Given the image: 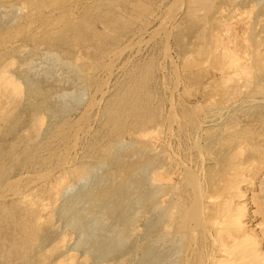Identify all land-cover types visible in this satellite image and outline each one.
Instances as JSON below:
<instances>
[{"label":"rangeland","instance_id":"374dc122","mask_svg":"<svg viewBox=\"0 0 264 264\" xmlns=\"http://www.w3.org/2000/svg\"><path fill=\"white\" fill-rule=\"evenodd\" d=\"M198 1L200 2L198 3ZM201 1H202V4H201ZM209 1L210 3L204 4V2L207 3V0H189V1L188 0H0V31H3V32H0V71L1 72L3 70L6 71V72L3 71L4 74L3 73L1 74L0 72V128L2 129V130L0 129V131L1 133H4L3 131H8V132H5L4 134L0 133V143L2 142L0 144V146L2 145L0 149H3V150H0V189L2 190V191L0 190L2 192V193L0 192L1 193L0 194V244H2L0 245L1 246L0 247V258H1L0 264H10L9 262H12V264H24L25 262H28L29 264H48V263L49 264H60V263L64 264L63 262H65V264L67 263L71 264L70 262H73V264H82V263L83 264H103V263L104 264H123L124 261H125L124 264H141V263L142 264L143 263L152 264L153 262H154L153 264H155L154 258L156 260V264H161L160 262H162V264H174L175 262H176L175 264H179V263L181 264L182 260H183L182 264H184L185 259L188 258L189 256L188 249H190V246L194 244V242L202 234L199 231L200 228L199 230L196 228L197 231H195L196 229L193 231L192 229L189 230V228L188 230L186 228L182 229L177 226L178 224L174 226L179 221V217H180L179 211L182 210L184 207L190 208L189 204H190L191 198L187 191V188L189 187L188 182L190 178V177H187V175L190 172L189 171L190 169L192 171L191 173H193L191 174V176L194 175V177L196 176L195 178L197 179L198 175H200V177L198 178L200 181H198V179L197 181L200 183V185H203L200 187L201 193H202V200H201L202 204L201 205H203L204 212L206 215V221L209 224L211 233L216 231V229L218 228L220 229L225 228L227 219L229 216V212L234 213L235 211H237L236 210L237 208L239 209L238 205L244 204L243 207L246 208V209L243 208V210L245 209V211H242L244 231H238V234L239 236H241L246 233L245 235L248 236L249 238L253 236L250 239L255 240L257 242V249L259 250V252L264 253L263 251L264 250V175H263L264 174V157H263L264 156V140H263L264 129H262V127H264V125H262L264 124L263 123L264 121L263 119L264 118V106H263L264 105V101H263L264 100V92H263L264 91V85H263L264 84V63H263L264 58H262L264 57L263 55L264 54L263 53L264 51V45H263L264 44V39H263L264 38V34H263L264 33V27H263L264 25V15H263L264 14L263 13L264 12V9H263L264 0H250V1L249 0H233L232 2L231 0L230 1L226 0V2L224 0L225 3L222 2V0H215V1L208 0V2ZM217 1H219L220 3ZM258 1H260L261 3H259ZM233 2L235 4L239 3L238 6L235 5ZM213 3L217 5L215 6ZM190 4L192 5V7H194V10H195L194 12L192 11L189 12L190 9H192L191 6H188ZM210 4L211 5L213 4L214 7L216 8H213L212 7L213 5L211 6ZM199 5H201L202 7H200ZM207 5L211 6L210 8L211 10L209 9L210 6L208 7ZM234 5L235 7H233ZM256 6L258 8H256ZM179 7L181 9L177 10L179 9ZM219 8L221 9V13H219L220 11ZM204 9L205 10L207 9V11H205ZM256 9L259 11H257ZM186 10H189V11L186 12ZM216 10H219V11H216ZM196 11H198V13ZM204 11L207 12V15L208 14H211V15H208L209 17H207V21L204 20L203 22H201L199 20V22H201L199 23L198 22V19H200L199 17L200 16L203 17V15L206 14ZM211 12L213 13V15ZM244 12L246 16L244 15ZM191 13H194V14H191ZM222 13H225L226 15ZM214 14L215 15L217 14L218 16L222 14L221 16L223 18L221 19L217 15L215 17ZM184 15L186 17H184ZM210 16H211V20L208 19L210 18ZM183 20H186V21H183ZM232 20H233L234 26L232 24L229 25L228 31H225L224 29L225 26L223 24L225 22H227V24L228 23L230 24L232 23ZM254 22L256 23V25L254 24ZM197 24H202V25L197 26ZM205 24L208 25V28H206L207 26ZM188 26H191V28ZM254 26L256 27L252 28ZM248 27H249V30H248ZM262 29L263 31H261ZM204 30L206 32L208 30V32L210 33L207 32L208 34H206ZM256 30L258 33L256 32ZM249 33L250 34L252 33V34L250 35ZM194 34L196 37L194 36ZM218 34H219L218 38L220 37L219 39L217 38ZM245 34H246V37L243 36ZM248 35L250 38L248 37ZM199 37L201 40H199ZM231 37H233V39ZM213 38L214 40H212ZM192 39L195 40V41L193 40L194 43L197 40H199V42L198 43L196 42V44H194ZM216 40H219V42L221 41V43H219ZM244 41L247 44L249 43L248 44L249 46L246 44L248 47L245 45ZM242 42L244 44H242ZM216 43H217V46H215ZM192 44L194 46H192ZM190 46H191V50L189 48ZM233 46L235 48H233ZM193 47H195L196 49ZM228 49H230L229 50L230 52L228 51L230 54L231 52L232 53L235 52L234 55L233 54L231 55L232 57L234 56V59H236L235 56H238L237 59H239L242 55V57L240 58V62L239 60L236 59V61H238V65H240L239 67H235V66L231 67V65H228L227 63L225 64V62H223V56L225 55ZM254 49H256L257 51ZM250 50L251 52H249ZM245 54H246V60H244ZM254 57L256 59H254ZM258 57H260V59ZM12 60L15 62H13ZM56 62H58V64H60V66L62 67H60ZM256 62L258 64L262 63L263 66H261L260 68L258 64H256ZM172 63L173 65H171ZM245 63H247L246 66H245ZM54 64L56 68H54ZM160 65H161V69H160ZM22 66H24L25 68H22ZM224 67L225 68L228 67V68L224 69ZM246 67L249 70H246L247 69ZM34 68H35V72L34 71L31 72V70H34ZM241 68L243 70L245 69L246 72L245 71L241 72L242 70L239 71V69ZM14 69H16L17 71L16 70L14 71ZM251 69L255 71L256 73L251 71ZM258 72L261 75L260 78H259ZM237 73L240 75H237ZM231 74L233 75V77ZM251 74H253L254 77H252L253 75L251 76ZM236 75L239 76L238 79L241 80L240 82L239 80H236L237 79ZM175 76H177V78ZM11 78H14V79H11ZM243 79L244 81H242ZM7 80H9L10 82H8ZM220 80L224 82L222 83L220 82ZM231 80L232 82H230ZM226 81L227 83H225ZM236 81H237V84H236ZM255 81L260 84L255 83ZM245 82L247 85L245 84ZM228 83L229 85H227ZM177 84L179 85L177 86ZM251 84H252V88H251ZM35 86L37 90L34 88ZM29 88H31L32 91ZM229 88H231L232 90ZM234 88H237V89L234 90ZM261 89L263 90L261 91ZM227 90H229L228 93L226 92ZM39 91H42V93ZM35 92L37 93V95H35ZM29 93H31V95ZM254 93H258L259 95L257 94L255 96ZM49 94H51L52 96ZM170 94H172L173 96ZM249 95H252L251 96L252 98L249 97ZM169 96H172L173 99L172 97H169ZM42 99L43 100L47 99V101L43 102ZM250 99L251 101H249ZM255 100L256 101L258 100V101L255 102ZM32 101H34L35 103ZM252 101H254L255 104H253L254 102ZM38 102H40L42 107L37 106L39 104ZM250 102H252V104H250ZM137 104L140 105L142 109H143V106L145 105L144 109L146 111H144V109L142 110L141 108H140L141 110L136 109L140 107ZM170 104L174 106L175 109L171 107ZM239 104H241L242 106H240ZM251 105L253 106L259 105L255 107L256 109L252 108V110H254L253 116H251L252 111L250 110L251 108H249V107H253ZM46 106H47V109L45 108ZM132 106H135V107H132ZM238 106L240 107V109ZM36 107H38L39 110L41 108V112L38 110L40 113L35 111V109L37 110ZM246 107L247 109L249 108L247 113H245L247 111ZM169 108H171V111ZM228 109L229 111H227ZM236 109L238 110V112ZM242 109H244V111ZM261 109L263 111H261ZM48 110H51L52 112L48 113L49 112ZM173 110L176 112L174 113ZM230 110L232 111V114L234 116L231 114ZM145 112H147L146 113L147 115L145 114ZM170 112L177 114V115L171 114ZM42 113L48 114V118H47V115H42ZM142 113L145 114V116H148V115L152 116V114L158 115V118H152L150 116H148L147 118V117H144ZM169 113L172 115V117H170L171 120L172 119L174 120V122L172 120V122L174 123L172 127H171L172 123H170L171 120L168 123V117L171 116ZM211 113L213 116L211 115ZM227 113L229 115H227L226 117ZM52 114H54V116ZM139 114H141V116ZM217 114L219 115V117ZM138 116L139 118H137ZM173 116L175 117L177 116L178 118L177 117L173 118ZM232 116H233V119H231ZM246 116L248 117L247 119H246ZM11 117L12 119H10ZM153 117H156V116H153ZM223 117L227 118L228 120L223 119ZM251 118L253 119L251 120ZM141 119L142 120L147 119V120L142 121ZM148 119H151V120H148ZM177 119L182 121V123L179 120L178 122ZM18 120L20 121L22 127L19 125ZM141 121H142L141 126L144 124L145 127L144 125L142 127L145 129H142V127L138 125L137 122H139L140 124ZM144 121L146 122L144 123ZM147 122L149 123L151 122V123L150 124L148 123V126L146 127ZM194 124L195 126L193 127ZM197 124H201L200 128H199V125ZM49 126L50 128L48 129ZM259 127L262 129V131ZM169 128L171 130H169ZM244 128L246 129L249 128L247 129L249 133L248 132L246 133L245 131L247 130ZM158 129H160V131ZM211 129H213L212 131L214 132H212ZM175 130H177V132ZM14 131L16 133H14ZM259 131H261V133ZM168 132L169 133L172 132V133L169 134ZM236 132L239 135H237ZM11 133H13V135ZM215 133H217L218 135L217 137L216 135H213ZM256 133L259 135H257ZM202 134H204V136ZM261 136L262 138H259ZM195 137L199 140H197ZM209 137L212 139V141ZM34 138H36V141ZM215 138H217L216 141H215ZM219 138L221 139L219 140ZM195 139L197 140L196 142H195ZM180 140L181 142L179 143ZM213 140L215 142L214 144H211L213 143ZM152 141L154 144L152 143ZM237 141L239 142L238 144H236ZM142 142H144L145 144L143 143L142 145ZM197 142H198V145L196 144ZM208 142L210 143L209 144L210 146L213 145L212 148L209 147V145H207ZM169 143H171L170 147H169ZM123 144H125V146ZM195 145L196 147H194ZM121 146L123 147L121 148ZM143 146L145 149L143 148ZM230 146L232 147L231 149H230ZM222 147H224L226 150H224V148ZM115 149L117 150L119 149V150L116 152ZM217 149L219 150L216 151ZM182 151L184 152L182 153ZM27 152H28V155H27ZM140 152H142L143 154L142 153L140 154ZM221 152L222 154L228 152V154H225L226 155L225 157L224 155L221 154ZM108 153L110 154L108 155ZM157 153L159 154V156L156 158L154 156H156ZM163 155L165 156V158ZM219 155L221 156V158H219L220 157ZM181 156L184 158H182ZM144 157L146 159V161L144 159L145 164L142 162V158ZM178 157H180V161ZM214 157L215 158L217 157V160L214 159ZM162 158H164V161ZM184 159L186 160V162H184L185 161ZM191 159H193V161ZM16 161H18L19 163ZM111 161H112V164L110 163ZM137 161L138 162L140 161V163H138ZM135 162H136V165H134ZM141 162L144 165L141 164ZM210 162H212L213 164ZM192 163L195 165L193 166ZM138 164H140L141 166H139ZM201 164L203 167L201 166ZM181 165L187 167V168L184 167V169L186 168L185 169L186 171L184 170L185 172H183V167ZM210 165H212L214 169L211 168ZM219 165L220 166L222 165L221 166L222 168L221 167L219 168L218 167ZM118 166L119 168H117ZM134 166H137L138 169L141 170V172L136 171L138 169ZM13 167H14V170H13ZM16 167H21V168H18L19 170L18 171ZM189 167L190 169H188ZM132 168L133 170H135V172L132 170ZM207 169H211L214 171H210ZM198 170H199V173H198ZM113 171L115 172L117 171L116 176H115V173H113ZM118 172H120V175ZM130 172L132 173V176L130 175ZM156 172H158L157 175H156ZM160 174L163 176L164 178L163 180H158L157 177ZM185 174H187L186 177L188 179H186ZM134 175L137 176L138 181L135 177H133ZM145 175H147L146 178H145ZM149 175L155 178L152 180L153 177ZM139 176L140 178H138ZM168 176L170 178H168ZM188 176H190V173ZM246 177H249V178H246ZM166 178L167 180L169 179L171 183L169 180L166 181ZM171 178L173 180H171ZM106 179L108 183H110L108 186H107L108 183L106 184L107 182ZM139 179H140V183H139ZM148 179H150L152 182ZM12 180L13 181L16 180L15 182L17 183L14 182L15 183L14 184ZM132 180H135L137 182L132 181ZM119 181H121L124 184H122L121 182H120L121 184L118 183ZM148 181L150 185L148 184ZM7 182H8V186L6 185ZM126 182H128L129 185L132 184L131 186L134 185L135 188L129 185H128L129 188L127 186H124L126 185ZM93 183H94V186H93ZM96 183H97V186L95 185ZM111 183L113 184V186L111 185ZM180 183L182 186L180 185ZM152 184H153V187H150ZM160 184H162L161 186L163 188L165 187L163 189V191L165 192L162 191L161 193H158L159 191L156 190V188L158 189V187H160ZM4 185H6V187ZM140 186H142V190L140 189ZM99 187L103 189H99ZM106 188H108L110 191L107 190ZM169 188L170 190L167 191V189ZM87 189H88V192L86 191ZM90 189L92 190V193L94 194L91 193ZM125 189L126 190L129 189L130 191L128 190L127 192L128 193L130 192V193L128 194L127 192L124 191L125 192L124 194L123 190ZM134 189L136 192L134 191ZM146 189H149V190H146ZM137 190H139V192ZM237 190L242 193L241 196H240L241 193H239ZM95 191L97 192L99 196H101V198L99 199V203H96L98 202V200L96 201L91 200L92 196L90 195H95L96 194ZM106 191L108 193H106ZM113 191L117 193L111 195V193H114ZM146 191H147V194L144 195ZM132 192H134V195H132L133 194ZM179 192L180 194H178ZM119 193L121 194L123 193L125 196L122 194L121 198H115L116 199L115 200L114 197L116 195L117 197H120ZM140 193H142L143 197L144 196L145 197L142 198ZM148 193H151V194H148ZM154 193L156 195V198L155 196H153L154 198L151 197ZM127 194L128 196L131 194L130 196L132 197V200H133L132 202H131V199H128L131 197L130 196L128 197ZM138 194L140 196L139 199H141L142 201L144 200L146 203L136 198ZM157 194H159L158 195L159 198L157 197ZM105 195H107V197H109L110 199L109 198L107 199ZM109 195L112 196V198ZM77 196L78 197L80 196V199ZM103 196H105L107 201L104 200ZM123 196L127 197L125 198V200L128 199V201L130 200L131 203L128 202L127 200L125 202ZM168 196L169 198L170 197L171 198L169 199ZM135 198L139 201L136 202ZM81 199L82 201H80ZM171 199L172 201L170 202L169 200ZM71 200L73 201V203H71L72 202ZM175 200H177L178 203L175 202ZM149 201L150 203L151 201L153 203L150 204ZM92 202L93 203L95 202V204L93 205ZM138 202H141V203H139L140 205L137 206ZM173 202H175V207H173L174 205ZM235 202L237 203L235 204ZM82 203L86 205H83ZM72 204L74 205L72 206L73 208H75L77 205L78 207H76L73 210V208L70 207ZM89 204H90V207L92 205L93 208L92 207L91 209L87 208ZM96 204L98 205L100 204V205L98 206ZM118 204L120 207L118 206ZM126 204L128 207H126ZM141 204H144L143 205L144 207ZM155 204L156 206L163 205V207L162 206L161 207L164 211L160 209L161 207L159 206H157L159 208H156ZM110 205H111L112 210H109ZM171 205H172V208L175 210L168 209V211H166L167 208H171ZM83 206L84 207L87 206V207H85L84 209ZM139 206L141 208H139ZM165 206L167 208H165ZM94 207L96 211L92 210L94 209ZM134 207L136 209H134ZM142 207L144 210L142 209ZM155 208L157 209L158 213L163 214V215L160 214L162 215L163 218H160V216H157L156 214L157 212ZM65 209H68V210H65ZM86 209L88 211L91 210L93 212L89 211L87 213H84L85 211H87ZM123 209L125 213L123 212ZM141 209L142 211L138 213L139 211L137 210H141ZM159 209L160 211H158ZM81 210H84V212ZM97 211L100 214V215L98 214V216L96 215ZM103 211H104V214H103ZM127 211H129V213ZM216 211H218V213L215 214L216 217L212 220L213 218L212 215H214ZM94 212L96 216H93ZM105 212H107V214ZM154 212L156 215L152 214ZM30 213H31L32 218H30V215H29ZM137 213L139 215H136ZM167 213L169 214L167 216V218L169 217L168 220H166L167 218H164V216L166 217V215L164 214H167ZM74 214L75 216L77 217L79 216V217L78 218L75 217L76 218L75 219ZM121 214L122 215L125 214L124 218L126 219H123V217H121L122 216ZM135 215L137 216L136 218H138L136 221H134ZM82 216L83 218H80ZM89 216H91L92 218L94 217L92 219L94 222L93 221L91 222V217ZM105 216L106 218L109 216V218L107 219L103 218ZM88 217L89 219H85ZM152 217L154 218V220ZM70 218L71 219L73 218V220H71ZM114 218H117V219H114ZM78 219L79 220L81 219L83 221L80 220L81 221L80 222ZM149 219L152 222L149 221ZM70 220L72 221V223L73 222L76 223V221L78 220L76 223L77 226H75V228H73L74 227L73 225H76V224L74 223L72 224ZM123 220H124V224H121L123 223ZM158 220L160 221L158 222ZM69 221L72 224V227ZM153 221L156 222V224ZM175 221L177 222L175 223ZM79 222H80V226L78 225ZM135 222L136 224L137 223L138 224L135 225ZM107 223L109 225L108 228H107L108 226ZM88 224H91V225H88ZM150 224H153L152 225L153 227H151ZM81 225L83 226V228H81L82 227ZM145 225H147V227L149 225L150 226L149 228H147ZM158 225L160 226L158 227ZM24 226H26V228ZM29 226L30 227L34 226L35 228L33 227L31 231V228L29 229ZM110 226L112 228H110ZM136 226L139 229H137ZM17 227L19 228L21 227V228L19 229ZM127 227H129V231H128L129 233L128 232L125 233V231L127 230L126 229ZM24 228L25 230L27 229V231L25 230L22 231V229ZM86 228H89V229H86ZM135 228L137 230H134ZM178 228L180 229L181 233L178 230ZM45 229L48 231H46ZM14 230H15V233H14ZM106 230L107 231L109 230V231L107 232ZM172 230L174 233L172 232ZM177 230L179 232H177ZM37 231L40 234H37L38 233ZM89 231L91 233H89ZM185 231L186 232L192 231V234L186 233ZM115 232L117 235L114 234ZM193 232H195L194 235L196 236L192 237ZM28 233H29V237L30 236L33 237V235L34 236L38 235L37 237L39 238L37 239V237L35 236L34 239L33 238L31 239L28 237L27 235ZM43 234H44V237L46 236V239L43 237ZM105 234H107V236ZM119 234L124 235V236H121ZM17 235H19L20 237ZM109 235H110V238L112 237V239L114 237L116 238H114L113 240H111L110 238L108 239L107 237ZM118 235L119 237H117ZM166 235L170 236V238H173V239L171 240L169 237L167 238ZM13 236L15 237L17 236V237L15 238ZM26 236H27V239H26ZM89 236L91 240L90 238H88ZM121 237L123 240L125 239V241H122V242L119 241L121 240ZM160 237L162 239L164 237L166 240L165 239L162 240ZM182 237L184 238L182 239ZM20 238H22V240ZM102 238L105 240H103ZM117 238H119V240ZM13 239L15 240V242H13L14 241ZM23 239L26 242H24ZM29 239L32 242H28ZM36 239L37 240L41 239L42 241L40 240L39 241L40 243H39ZM95 239L98 242L100 240V242L97 243ZM155 239H160V240H155ZM180 239L181 241L182 240L184 241L178 242L180 241ZM92 240L94 241V243L96 242L95 244L92 243L94 245L90 244ZM101 240H103V242H101ZM108 240L109 241L111 240L112 242H108ZM173 240L174 241L176 240L175 241L176 243L173 242L174 245L172 244ZM17 241L18 243L16 244ZM22 241L24 243H27L25 244L27 246H25ZM116 241H119L118 242L119 244L115 243ZM133 241H135V243H138V246L137 244L135 245ZM144 241L146 242L150 241L151 243L149 242L150 244L149 245L148 243H145ZM226 241L229 245L231 244L230 243L231 238L230 239L227 238ZM10 242H11V245H10ZM158 242H160L161 244ZM183 242H185V247L184 245H182ZM30 243H32V245ZM109 243L110 245L107 246ZM155 243L157 245L156 248H155L156 245L152 247L153 244ZM177 243H180V244L178 245ZM75 244H76V247H74ZM159 244L161 246H159ZM14 245H16V247ZM62 245L64 247H62ZM177 245L179 246L181 251L180 249L179 250L177 249L178 247ZM215 245L219 247L216 249L218 251L217 258L222 260V258L226 256V253H224V250L226 252L227 250L226 248H222V247L220 248L219 242H217V244ZM33 246L37 252L35 251L34 248L32 251L30 250L32 249ZM106 246L110 249V251ZM136 246L138 247V249H136L137 248ZM180 246L181 247L183 246L185 250L181 248ZM139 247L140 248L145 247V248H142L143 250L142 251ZM175 247L178 251L175 249ZM11 248H13V250ZM116 248H118L117 251L116 252L113 251V250H116ZM18 249H20L19 252L23 251L22 255L20 254L21 252L18 253L17 251ZM41 249L42 250L44 249L43 250L44 253L41 251ZM90 249L91 251H89ZM94 250L96 253H93ZM148 250L151 253H149ZM216 250L215 252H217ZM239 250H240L239 247H236V248L234 247L232 249L234 253H238ZM30 251L33 253H31ZM130 251H133L131 258L129 255V253H131ZM174 251L175 252L177 251L178 253L177 252L175 253ZM179 251L181 254L179 253ZM14 252L16 255L14 254ZM27 252H28V255H27ZM140 252H141V255L143 252V255H142L143 257L140 255ZM185 252H186V255H185ZM9 254L12 256V257L10 256V259H9ZM33 254H36V255H33ZM178 254H180V256ZM17 255H18V258H16ZM23 255H25L26 257L24 258ZM99 255L101 256L99 257ZM127 255H129V257ZM135 255H136V258H135ZM161 255L163 257H161ZM125 256L128 257L129 260L128 259L126 260V258H124ZM166 256L168 260H166ZM176 256H178L179 258L176 259ZM82 258H86V260ZM145 258L147 259L145 260ZM7 259L8 261H4ZM18 259L20 260L22 259V260L21 261L19 260V262L16 263ZM26 259L28 260L30 259L29 260L30 262L26 261ZM70 259H72L73 261ZM157 259L159 260V263ZM141 260H143L144 262ZM177 260L178 261L180 260V261L178 262ZM22 261L24 262L22 263Z\"/></svg>","mask_w":264,"mask_h":264},{"label":"bare ground","instance_id":"6f19581e","mask_svg":"<svg viewBox=\"0 0 264 264\" xmlns=\"http://www.w3.org/2000/svg\"><path fill=\"white\" fill-rule=\"evenodd\" d=\"M188 1H189V0H188ZM213 1H215V0H213ZM213 1H212V2H213ZM229 1H230V0H229ZM232 1H233V0H231V2H232ZM249 1H250V0H249ZM199 2H200V1H198V3H199ZM217 2H219V1H217ZM222 2H224V0H222ZM225 2H226V0H225ZM225 2H224V3H225ZM236 2H237V1H236ZM245 2H246V1H245ZM252 2H253V1H252ZM258 2L261 3L260 1H258ZM195 3H196V1H195ZM195 3H194V5H195ZM208 3H210V1L208 2V0H207V3L204 2V4H208ZM219 3H220V2H219ZM233 3H234V2H233ZM249 3H250V2H249ZM263 3H264V2H263ZM181 4H182V3H181ZM192 4H193V3H192ZM201 4H202V1H201ZM213 4H214V3H213ZM213 4H212V5H213ZM221 4H222V3H221ZM221 4H220V6H221ZM234 4H235V3H234ZM238 4H239V3H238ZM238 4H235V5L238 6ZM243 4H245V3H243ZM243 4H241V5H243ZM2 5H3V4H2ZM210 5H211V4H210ZM210 5H209V6H210ZM212 5H211V6H212ZM214 5H215V4H214ZM214 5H213L212 7H213V8H216V7H214ZM216 5H217V4H216ZM216 5H215V6H216ZM218 5H219V4H218ZM230 5H232V4H230ZM235 5H234L233 7H235ZM246 5H247V4H246ZM248 5H249V4H248ZM251 5H252V4H251ZM4 6H5V5H4ZM4 6H3V7H4ZM170 6H171V5H170ZM188 6H191V7H192L191 4L188 5ZM196 6H197V5H196ZM196 6H195V7H196ZM199 6L202 7L201 5H199ZM207 6H208V5H207ZM209 6H208V7H209ZM211 6L209 7V9L211 8ZM257 6H258V5H257ZM257 6H256V8H258ZM262 6H263V5H262ZM203 7H205V6H203ZM233 7H232V8H233ZM246 7H247V6H246ZM253 7H254V6H253ZM182 8H183V7H182ZM198 8H199V7H198ZM198 8H197V9H198ZM206 8H207V7H206ZM242 8H243V6H242ZM180 9H181V8L179 7V9H177V10H180ZM197 9H196V10H197ZM199 9H200V8H199ZM207 9H208V8H207ZM207 9H206V10L204 9V10L207 11ZM217 9H218V8H217ZM229 9H231V8H229ZM236 9H237V8H236ZM260 9H261V8H260ZM263 9H264V8H263ZM210 10H211V9H210ZM212 10H213V9H212ZM214 10H215V9H214ZM219 10H220V11H219ZM219 10H216V11H219V13H221V9H220V8H219ZM238 10H239V9H238ZM253 10H254V9H253ZM256 10H257V9H256ZM174 11H175V10H174ZM188 11H189V10H186V12H188ZM191 11H192V12L195 11V10H194V7H192V9H190L189 12H191ZM202 11H203V10H202ZM205 11H204V12H205ZM208 11H209V10H208ZM222 11H223V10H222ZM226 11H227V10H226ZM257 11H259V10H257ZM186 12H185V13H186ZM196 12L198 13V11H196ZM196 12H195V13H196ZM199 12H200V11H199ZM204 12H203V13H204ZM209 12H210V11H209ZM209 12H208V13H209ZM213 12H214V11H213ZM224 12H225V11H224ZM234 12H235V11H234ZM253 12H255V11H253ZM253 12H252V14H253ZM262 12H263V11H262ZM175 13H176V12H175ZM197 13H196V14H197ZM203 13H202V14H203ZM205 13H206V14H204V15H206V16H204V15H203V17L200 16V17H199L200 19H198V22H199V20H200L201 22H203L204 20L207 21V17H209L208 15H211V14H208V15H207V12H205ZM211 13H212V12H211ZM225 13H226V12H225ZM225 13H222V14H225ZM227 13H228V12H227ZM247 13H248V12H247ZM259 13H260V12H259ZM259 13H258V14H259ZM263 13H264V12H263ZM183 14H184V13H183ZM189 14H190V13H189ZM191 14H194V13H191ZM222 14H220L219 16H218L217 14H216V15H217L219 18L222 19V18H223V17L221 16ZM236 14H237V12H236ZM254 14H255V13H254ZM260 14H261V13H260ZM185 15H186V14H185ZM185 15H184V17H186ZM212 15H213V13H212ZM216 15L214 14L215 17H216ZM225 15H226V14H225ZM225 15H224V17H225ZM239 15H240V14H239ZM244 15H245V12H244ZM263 15H264V14H263ZM174 16H175V14H174ZM188 16H189V15H188ZM190 16H192V15H190ZM220 16H221V17H220ZM240 16H241V15H240ZM245 16H246V15H245ZM250 16H251V14H250ZM250 16H249V17H250ZM242 17H243V16H242ZM247 17H248V16H247ZM164 18H165V17H164ZM171 18H172V17H171ZM212 18H213V17H212ZM234 18H235V17H234ZM234 18H232V19H234ZM236 18H237V17H236ZM238 18H239V16H238ZM251 18H252V17H251ZM208 19L211 20V16H210V18H208ZM249 19H250V18H249ZM256 19H257V18H256ZM262 19H263V18H262ZM171 20H172V19H171ZM227 20H228V19H227ZM242 20H243V19H242ZM259 20H261V19H259ZM172 21H173V20H172ZM183 21H186V20H183ZM214 21H215V20H214ZM221 21H222V20H221ZM237 21H238V20H237ZM237 21H236V23H237ZM246 21H247V19H246ZM248 21H249V20H248ZM251 21H252V20H251ZM173 22H174V21H173ZM193 22H194V20H193ZM196 22H197V21H196ZM196 22H195V23H196ZM198 22H197V23H198ZM201 22H199V23H201ZM208 22H209V21H208ZM243 22H244V21H243ZM183 23H184V22H183ZM190 23H191V22H190ZM209 23H210V22H209ZM217 23H218V21H217ZM219 23H220V21H219ZM234 23H235V22H234ZM241 23H242V22H241ZM181 24H182V23H181ZM181 24H180V26H181ZM203 24H204V23H203ZM215 24H216V22H215ZM222 24H223V23H222ZM222 24H221V25H222ZM231 24L233 25V20H232V23H230V24H229V23L227 24V22H225V23L223 24V25L227 28V29H226V28L224 27L225 31H228V28H229L228 26L231 25ZM252 24H253V22H252ZM254 24L256 25L255 22H254ZM262 24H263V23H262ZM262 24H261V25H262ZM148 25H149V23H148ZM188 25H189V24H188ZM198 25L201 26L202 24H197V26H198ZM205 25L207 26L206 28H208V25H207V24H205ZM217 25H219V24H217ZM238 25H239V24H238ZM259 25H260V24H259ZM162 26H163V25H162ZM167 26H168V25H167ZM177 26H178V25H177ZM191 26H192V25H191ZM191 26H188V27L191 28ZM233 26H234V25H233ZM235 26H236V25H235ZM249 26H250V24H249ZM252 26H253V25H252ZM1 27H3V26H1ZM165 27H166V26H165ZM193 27H194V25H193ZM195 27H196V26H195ZM236 27H237V26H236ZM255 27H256V26H254V27H252V28H255ZM257 27H258V26H257ZM263 27H264V25H263ZM158 28H159V27H158ZM161 28H162V27H161ZM212 28H213V27H212ZM215 28H216V27H215ZM222 28H223V26H222ZM244 28H245V27H244ZM250 28H251V27H250ZM258 28H259V27H258ZM159 29H160V28H159ZM159 29H158V30H159ZM170 29H171V28H170ZM196 29H197V28H196ZM213 29H214V28H213ZM220 29H221V28H220ZM230 29H231V28H230ZM232 29H233V28H232ZM2 30H3V29H2ZM165 30H166V29H165ZM192 30H193V29H192ZM192 30H191V31H192ZM194 30H195V28H194ZM248 30H249V27H248ZM250 30H251V29H250ZM189 31H190V30H189ZM189 31H188V32H189ZM204 31H205V30H204ZM245 31H246V30H245ZM261 31H263V29H262ZM0 32H3V31H0ZM199 32H200V31H199ZM199 32H198V33H199ZM207 32H208V30H207ZM207 32L205 31L206 34L210 33V32H208V33H207ZM215 32H216V31H215ZM229 32H230V31H229ZM236 32H237V30H236ZM247 32H248V31H247ZM250 32H251V31H250ZM256 32H257V30H256ZM256 32H255V33H256ZM151 33H152V32H151ZM163 33H164V32H163ZM205 33H204V34H205ZM244 33H246V32H244ZM253 33H254V32H253ZM257 33H258V32H257ZM257 33H256V34H257ZM249 34H250V33H249ZM251 34H252V33H251ZM251 34H250V35H251ZM263 34H264V33H263ZM158 35H159V34H158ZM158 35H157V36H158ZM188 35H189V34H188ZM210 35H211V34H210ZM212 35H214V34H212ZM260 35H261V34H260ZM194 36H195V34H194ZM218 36H219V34L217 35V38H218ZM243 36L246 37V34L243 35ZM166 37H167V36H166ZM189 37H190V36H189ZM189 37H188V38H189ZM195 37H196V36H195ZM239 37H240V36H239ZM248 37H249V35H248ZM259 37H260V36H259ZM259 37H258V38H259ZM215 38H216V37H215ZM219 38H220V37H219ZM219 38H218V39H219ZM221 38H222V37H221ZM231 38L233 39V37H231ZM241 38H242V37H241ZM241 38H240V39H241ZM249 38H250V37H249ZM251 38H252V37H251ZM260 38H261V37H260ZM205 39H207V38H205ZM232 39H231V41H232ZM238 39H239V38H238ZM252 39H253V38H252ZM263 39H264V38H263ZM32 40H33V39H32ZM193 40H194V39H192V41H193ZM199 40H201L200 37H199ZM199 40H197L196 42L198 43ZM212 40H214V38H213ZM212 40H211V42H212ZM261 40H262V39H261ZM167 41H168V40H167ZM194 41H195V40H194ZM194 41H193V43H194ZM204 41H205V40H204ZM207 41H208V40H207ZM216 41L219 42V40H216ZM239 41H240V40H239ZM256 41H257V40H256ZM168 42H169V41H168ZM196 42H195L194 44H196ZM205 42H206V41H205ZM224 42H225V41H224ZM234 42H235V41H234ZM253 42H254V41H253ZM259 42H260V41H259ZM191 43H192V42H191ZM202 43H203V42H202ZM219 43H221V41H220ZM219 43H218V44H219ZM230 43H231V42H230ZM244 43H245V41H244ZM244 43L242 42V44H244ZM166 44H168V43H166ZM211 44H212V43H211ZM214 44H215V43H214ZM246 44H247V43H245V45H246ZM248 44H249V43H248ZM248 44H247V45H248ZM250 44H251V43H250ZM25 45H26V44H25ZM239 45H240V44H239ZM245 45H244V46H245ZM247 45H246V46H247ZM263 45H264V44H263ZM164 46H165V44H164ZM167 46H168V45H167ZM192 46H194V45L192 44ZM215 46H217V43H216ZM224 46H225V45H224ZM229 46H230V45H229ZM248 46H249V45H248ZM248 46H247V47H248ZM168 47H169V46H168ZM227 47H228V46H227ZM227 47H226V49H227ZM164 48H166V47H164ZM184 48H185V47H184ZM189 48H190V50H191V46H190ZM193 48H195V47H193ZM220 48H221V47H220ZM233 48H235V47L233 46ZM261 48H263V47H261ZM167 49H168V48H167ZM195 49H196V48H195ZM195 49H194V50H195ZM190 50H189V51H190ZM213 50H214V49H213ZM229 50H230V49L227 50V52L225 53V55L223 54V55H224V56H223V62H225V64L227 63L228 65H231V67H232V66H233V67H234V66H235V67H239L240 65H238V61H236V59H237L238 56H235L236 59H234V56L232 57L231 55H232V54L234 55L235 52H234V53L231 52V54H230V53H229V52H230ZM244 50H246V49H244ZM248 50H249V49H248ZM254 50H256V49H254ZM164 51H165V50H164ZM214 51H215V50H214ZM222 51H223V50H222ZM228 51H229V52H228ZM231 51H232V50H231ZM256 51H257V50H256ZM256 51H255V52H256ZM28 52H29V51H28ZM220 52H221V51H220ZM243 52H244V51H243ZM246 52H248V51H246ZM249 52H251V50H250ZM259 52H260V51H259ZM259 52H257V53H259ZM46 53H47V52H46ZM165 53H166V52H165ZM210 53H211V52H210ZM216 53H217V51H216ZM222 53H224V52H222ZM263 53H264V51H263ZM30 54H31V53H30ZM30 54H29V55H30ZM218 54H219V53H218ZM218 54H217V56H218ZM169 55H170V54H169ZM208 55H209V54H208ZM240 55H241V54H240ZM263 55H264V54H263ZM10 56H11V55H10ZM47 56H48V55H47ZM215 56H216V55H215ZM244 56H245V59H244V60H246V54H245ZM250 56H251V55H250ZM54 57H55V56H54ZM203 57H204V56H203ZM209 57H210V56H209ZM241 57H242V55H241ZM241 57H240V58H241ZM248 57H249V56H248ZM251 57H252V56H251ZM251 57H250V58H251ZM261 57H262V56H261ZM23 58H25V57H23ZM23 58H22V59H23ZM31 58H32V57H31ZM240 58L237 59V60H239V62H240ZM258 58L260 59V57H258ZM262 58H264V57H262ZM11 59H12V58H11ZM18 59H19V58H18ZM34 59H35V58H34ZM52 59H53V58H52ZM212 59H213V58H212ZM221 59H222V58H221ZM254 59H256V58L254 57ZM254 59H253V60H254ZM5 60H6V59H5ZM25 60H26V59H25ZM56 60H57V59H56ZM171 60H172V59H171ZM204 60H205V58H204ZM241 60H242V59H241ZM1 61H3V60H1ZM12 61H13V60H12ZM178 61H179V60H178ZM216 61H217V60H216ZM251 61H252V59H251ZM13 62H15V61H13ZM59 62H60V61H59ZM173 62H174V61H173ZM204 62H205V61H204ZM213 62H214V61H213ZM246 62H247V61H246ZM2 63H3V62H2ZM56 63L58 64V62H56ZM56 63H55V64H56ZM169 63H170V62H169ZM248 63H249V61H248ZM251 63H252V62H251ZM263 63H264V62H263ZM55 64H54V68H56V67H55ZM164 64H165V63H164ZM192 64H193V63H192ZM246 64H247V63H245V66H246ZM256 64H258V63L256 62ZM259 64H260V65H259ZM259 64H258V66L261 68V66H263V64H262V63H259ZM261 64H262V65H261ZM12 65H13V64H12ZM14 65H15V64H14ZM16 65H17V64H16ZM34 65H35V64H34ZM58 65L60 66V64H58ZM62 65H63V64H62ZM171 65H173V63H172ZM213 65H214V64H213ZM254 65H255V64H254ZM254 65H253V67H254ZM31 66H32V65H31ZM31 66H30V67H31ZM56 66H57V65H56ZM174 66H175V65H174ZM189 66H191V65H189ZM194 66H195V65H194ZM196 66H197V65H196ZM199 66H200V65H199ZM226 66H227V65H226ZM258 66H257V68H258ZM32 67H33V66H32ZM60 67H62V66H60ZM66 67H67V66H66ZM22 68H25V67L22 66ZM57 68H59V67H57ZM176 68H178V67H176ZM227 68H228V67H227ZM227 68L224 67V69H227ZM243 68H245V67H243ZM246 68H247V67H246ZM260 68H259V69H260ZM63 69H64V68H63ZM160 69H161V65H160ZM1 70H2V69H1ZM15 70H16V69H14V71H15ZM17 70H18V68H17ZM17 70H16V71H17ZM19 70H20V69H19ZM175 70H176V69H175ZM229 70H230V69H229ZM229 70H228V71H229ZM237 70H238V69H237ZM240 70H242L241 72L245 71V69L243 70L242 68L239 69V71H240ZM246 70H249V69L247 68ZM262 70H263V69H262ZM3 71H5V70H3ZM3 71H2V72L0 71L1 74L3 73ZM20 71H21V70H20ZM32 71L35 72V68H34V70H31V72H32ZM251 71H253V70L251 69ZM5 72H6V71H5ZM229 72H230V71H229ZM241 72H240V73H241ZM245 72H246V71H245ZM253 72L256 73L255 71H253ZM220 73H221V72H220ZM254 73H253V74H254ZM258 73H259V72H258ZM3 74H4V73H3ZM9 74H10V73H9ZM9 74H8V75H9ZM29 74H30V73H29ZM67 74H68V73H67ZM177 74H178V72H177ZM243 74H244V73H243ZM243 74H242V75H243ZM253 74H251V76H252ZM262 74H263V73H262ZM231 75H232V74H231ZM237 75H240V74L237 73ZM237 75H236V76H237ZM242 75H241V76H242ZM246 75H247V74H246ZM256 75H257V74H256ZM258 75H259V78H260V76H261L260 73H259ZM258 75H257V76H258ZM11 76H12V75H11ZM21 76H23V75H21ZM31 76H32V75H31ZM214 76H215V74H214ZM225 76H226V75H225ZM236 76H235V78H236ZM247 76H248V75H247ZM19 77H20V76H19ZM26 77H27V76H26ZM28 77H29V76H28ZM175 77L177 78V76H175ZM219 77H220V76H219ZM223 77H224V76H223ZM232 77H233V75H232ZM232 77H231V78H232ZM238 77H239V76H237V79H236V80H239ZM248 77H249V76H248ZM252 77H254V75H253ZM6 78H7V77H6ZM34 78H35V77H34ZM34 78H33V79H34ZM157 78H158V77H157ZM162 78H163V77H162ZM213 78H214V77H213ZM235 78H234V79H235ZM245 78H246V77H245ZM11 79H14V78H11ZM76 79H77V78H76ZM219 79H220V78H219ZM162 80H163V79H162ZM222 80H223V79H222ZM222 80H220V82H222ZM247 80H248V79H247ZM247 80H246V82H247ZM251 80H252V79H251ZM258 80H259V79H258ZM7 81L10 82L9 80H7ZM21 81H22V80H21ZM240 81H241V80H239V82H240ZM242 81H244V79H243ZM18 82H19V81H18ZM77 82H78V80H77ZM77 82H76V83H77ZM181 82H182V81H181ZM223 82H224V81H223ZM223 82H222V83H223ZM230 82H232V80H231ZM246 82H245V84H246ZM250 82H251V81H250ZM19 83H20V82H19ZM19 83H18V84H19ZM173 83H174V82H173ZM175 83H176V82H175ZM225 83H227V81H226ZM234 83H235V82H234ZM255 83H257V82L255 81ZM22 84H23V83H22ZM22 84H21V85H22ZM28 84H29V83H28ZM165 84H166V83H165ZM236 84H237V81H236ZM245 84H244V85H245ZM257 84H260V83H257ZM257 84H256V85H257ZM178 85H179V84H177V86H178ZM227 85H229V83H228ZM227 85H226V86H227ZM238 85H239V84H238ZM246 85H247V84H246ZM246 85H245V86H246ZM263 85H264V84H263ZM23 86H24V85H23ZM29 86H30V85H29ZM173 86H175V85H173ZM223 86H224V84H223ZM240 86H241V85H240ZM248 86H249V85H248ZM24 87H25V86H24ZM79 87H81V86H79ZM167 87H168V86H167ZM34 88L36 89V86H35ZM251 88H252V84H251ZM253 88H255V87H253ZM29 89H31V88H29ZM29 89H28V90H29ZM80 89H81V88H80ZM172 89H174V88H172ZM176 89H177V88H176ZM229 89H231V88H229ZM235 89H237V88H234V90H235ZM249 89H250V87H249ZM257 89H258V88H257ZM36 90H37V89H36ZM40 90H41V89H40ZM43 90H44V89H43ZM45 90H46V89H45ZM167 90H168V89H167ZM189 90H190V89H189ZM231 90H232V89H231ZM258 90H259V89H258ZM258 90H256V91H258ZM262 90H263V89H261V91H262ZM31 91H32V89H31ZM34 91H35V90H34ZM46 91H47V90H46ZM49 91H50V90H49ZM171 91H172V90H171ZM224 91H225V90H224ZM228 91H229V90H227L226 92L228 93ZM238 91H239V90H238ZM39 92L42 93V91H39ZM39 92H38V93H39ZM43 92H44V91H43ZM169 92H170V91H169ZM184 92H185V91H184ZM236 92H237V91H236ZM263 92H264V91H263ZM27 93H28V91H27ZM32 93H33V92H32ZM49 93H50V92H49ZM171 93H172V92H171ZM233 93H235V92H233ZM245 93H246V92H245ZM29 94L31 95V93H29ZM225 94H226V93H225ZM254 94H255V96H256L258 93H254ZM254 94H253V95H254ZM33 95H34V94H33ZM35 95H37L36 92H35ZM39 95H40V94H39ZM41 95H42V94H41ZM49 95H51V94H49ZM170 95H172V94H170ZM228 95H229V94H228ZM231 95H233V94H231ZM258 95H259V94H258ZM261 95H263V94H261ZM43 96H44V95H43ZM43 96H42V97H43ZM46 96H47V94H46ZM46 96H45V97H46ZM51 96H52V95H51ZM51 96H50V97H51ZM172 96H173V95H172ZM172 96H169V97H172ZM242 96H243V95H242ZM251 96H252V95H249V97H251ZM34 97H36V96H34ZM50 97H49V98H50ZM53 97H54V96H53ZM56 97H57V96H56ZM72 97H73V96H72ZM245 97H246V96H245ZM257 97H259V96H257ZM260 97H262V96H260ZM37 98H39V97H37ZM47 98H48V97H47ZM239 98H240V97H239ZM246 98H247V97H246ZM251 98H252V97H251ZM40 99H41V98H40ZM169 99H170V98H169ZM172 99H173V97H172ZM257 99H258V98H257ZM32 100H33V99H32ZM37 100H38V99H37ZM246 100H247V99H246ZM42 101H43V102H44V101H47V99H46V100H45V99H44V100L42 99ZM242 101H243V100H242ZM249 101H251V99H250ZM257 101H258V100H257ZM257 101L255 100V102H257ZM259 101H260V100H259ZM263 101H264V100H263ZM263 101H262V103H263ZM32 102H34V101H32ZM40 102H41V101H40ZM40 102H38V103L40 104ZM51 102H52V100H51ZM239 102H240V101H239ZM252 102H254V101H252ZM252 102H250V104H252ZM255 102H254L253 104H255ZM24 103H25V102H24ZM28 103H29V101H28ZM28 103H27V105H28ZM34 103H35V102H34ZM142 103H143V102H142ZM237 103H238V102H237ZM237 103H236V104H237ZM240 103H241V102H240ZM242 103H243V102H242ZM245 103H246V101H245ZM248 103H249V102H248ZM21 104H22V103H21ZM25 104H26V103H25ZM39 104L37 105L38 107L41 106V104H40V105H39ZM257 104H258V103H257ZM137 105H138V104H137ZM141 105H142V104H141ZM170 105H171V104H170ZM234 105H235V104H234ZM239 105L242 106L241 104H239ZM259 105H260V104H259ZM259 105H257V106H259ZM35 106H36V105H35ZM58 106H60V105H58ZM138 106H140V105H138ZM138 106H137V107H138ZM236 106H237V105H236ZM245 106H246V105H245ZM249 106H250V105H249ZM249 106H248V107H249ZM251 106H253V105H251ZM257 106L254 105L253 107H249V108H251L250 110L252 111V113L249 111V112L252 114L251 116H253V112H254V110H252V108L256 109L255 107H257ZM263 106H264V105H263ZM38 107H36L37 110L35 109V111L38 112V113H40V112H41V108H40V110H39ZM41 107H42V106H41ZM48 107H50V106H48ZM53 107H54V106H53ZM56 107H57V106H56ZM132 107H135V106H132ZM144 107H145V105L143 106V109H144ZM171 107L174 108V106H172V105H171ZM238 107H239V106H238ZM20 108H21V107H20ZM30 108H31V107H30ZM45 108L47 109V106H46ZM140 108H141V106L138 107V108H136V109H140ZM148 108H149V107H148ZM229 108H230V107H229ZM249 108H248V109H249ZM28 109H29V108H28ZM56 109H57V108H56ZM58 109H59V108H58ZM127 109H128V108H127ZM141 109H142V108H141ZM141 109H140V110H141ZM143 109H142V110H143ZM169 109H170V111H171V108H169ZM169 109H168V111H169ZM174 109H175V108H174ZM239 109H240V107H239ZM244 109H245V108H244ZM244 109H242V110L244 111ZM246 109H247V107H246ZM248 109H247V111H246L245 113L248 112ZM38 110H39L40 112H39ZM130 110H131V109H130ZM140 110H138V111H140ZM225 110H226V109H225ZM231 110H232V109H231ZM231 110H230V111H231ZM236 110H237V109H236ZM48 111H49L48 113L52 112L51 110H48ZM144 111H146V110L144 109ZM162 111H163V110H162ZM162 111H161V112H162ZM173 111H174V110H173ZM173 111H172V112H173ZM227 111H229V109H228ZM243 111H242V112H243ZM261 111H263V110L261 109ZM43 112H45V111H43ZM140 112H142V111H140ZM163 112H164V111H163ZM172 112H170V113H171V114H174L176 111H174V113H172ZM213 112H214V111H213ZM215 112H216V111H215ZM237 112H238V110H237ZM240 112H241V111H240ZM240 112H239V113H240ZM255 112H256V111H255ZM30 113H31V112H30ZM32 113H33V112H32ZM34 113H35V112H34ZM56 113H57V112H56ZM146 113H147V112H145V114H146ZM167 113H168V112H167ZM170 113H169V114H170ZM202 113H203V112H202ZM218 113H219V112H218ZM250 113H249V114H250ZM257 113H258V112H257ZM12 114H13V113H12ZM16 114H17V113H16ZM54 114H55V113H54ZM54 114H52V115L54 116ZM142 114H143V113H142ZM145 114H143L144 117H147V118H148V116H150V115L145 116ZM148 114H150V113H148ZM162 114H163V113H162ZM171 114H170V115H171ZM231 114H232V111H231ZM262 114H263V113H262ZM42 115H47V118H48V114H46V113H42ZM135 115H137V114H135ZM139 115L141 116V114H139ZM146 115H147V114H146ZM174 115H177V114H174ZM211 115H212V113H211ZM217 115H218V114H217ZM227 115H229V114L227 113V114H226V117H227ZM232 115H233V114H232ZM236 115H237V114H236ZM244 115H245V114H244ZM255 115H256V114H255ZM255 115H254V116H255ZM49 116H50V115H49ZM153 116H156V117H153ZM160 116H161V114H160ZM167 116H169V115H167ZM167 116H166V117H167ZM208 116H209V115H208ZM212 116H213V115H212ZM214 116H215V114H214ZM233 116H234V115H233ZM233 116H232L231 119H233ZM247 116H248V115H247ZM247 116H246V119L248 118ZM249 116H250V115H249ZM256 116H257V115H256ZM40 117H41V116H40ZM134 117H136V116H134ZM144 117H143V118H144ZM150 117H152V118H158V115H153V114H152V116H150ZM162 117H163V116H162ZM170 117H172V115L168 117V123H169V121L171 120ZM174 117H175V116H173V118H174ZM176 117H177V116H176ZM176 117H175V118H176ZM218 117H219V115H218ZM224 117H225V116H224ZM224 117H223V119H227V118H224ZM258 117H259V116H258ZM262 117H263V116H262ZM4 118H5V117H4ZM137 118H139V116H138ZM140 118H141V117H140ZM177 118H178V117H177ZM214 118H215V117H214ZM214 118H212V119H214ZM7 119H8V118H7ZM10 119H12V117H11ZM159 119H160V118H159ZM162 119H163V118H162ZM202 119H203V118H202ZM204 119H205V118H204ZM249 119H250V117H249ZM252 119H253V118H251V120H252ZM263 119H264V118H263ZM8 120H9V119H8ZM8 120H6V121H8ZM19 120H20V119H19ZM19 120H18V121H19ZM137 120H138V119H137ZM141 120H142V119H141ZM143 120H147V119H143ZM143 120H142V121H143ZM148 120H151V119H148ZM172 120H173V119H172ZM172 120H171V122H170V123H172V124H171V127L174 125V123H173L174 120H173V122H172ZM175 120H176V119H175ZM178 120H179V119H177V121H178ZM180 120H181V118H180ZM180 120H179V121H180ZM227 120H228V119H227ZM229 120H230V119H229ZM254 120H256V119H254ZM9 121H10V120H9ZM18 121H17V122H18ZM142 121L140 122V124H139V122H137L138 125L141 126ZM158 121H159V120H158ZM177 121H176V122H177ZM179 121H178V122H179ZM206 121H208V120H206ZM215 121H216V119H215ZM221 121H222V120H221ZM257 121H258V119H257ZM262 121H263V120H262ZM262 121H260V122H262ZM145 122H146V121H144V123H145ZM155 122H156V121H155ZM164 122H165V120H164ZM180 122L182 123V121H180ZM198 122H199V121H198ZM203 122H204V121H203ZM223 122H224V121H223ZM148 123H149V122H147L146 127L148 126ZM150 123H151V122H150ZM150 123H149V124H150ZM206 123H207V122H206ZM220 123H221V122H220ZM220 123H219V124H220ZM263 123H264V121H263ZM4 124H5V123H4ZM12 124H13V122H12ZM17 124H18V123H17ZM154 124H156V123H154ZM157 124H158V123H157ZM164 124H165V123H164ZM177 124H178V123H177ZM201 124H202V122H201ZM201 124H197V125H199V128H200V125H201ZM210 124H211V123H210ZM212 124H214V123H212ZM219 124H218V125H219ZM260 124H261V123H260ZM15 125H16V124H15ZM19 125L21 126L20 121H19ZM129 125H130V123H129ZM143 125H144V124H143ZM143 125H142V126H143ZM160 125H161V124H160ZM168 125H169V124H168ZM180 125H182V124H180ZM180 125H179V126H180ZM221 125H222V124H221ZM262 125H264V124H262ZM7 126H8V125H7ZM7 126H5V127H7ZM142 126H141V127H142ZM155 126H156V125H155ZM155 126H154V127H155ZM161 126H162V125H161ZM176 126H177V125H176ZM194 126H195V124L193 125V127H194ZM203 126H204V125H203ZM210 126H211V125H210ZM223 126H224V125H223ZM17 127H18V126H17ZM21 127H22V126H21ZM141 127H140V128H141ZM144 127H145V125H144ZM169 127H170V126H169ZM171 127H170V128H171ZM181 127H182V126H181ZM184 127H185V126H184ZM189 127H190V126H189ZM201 127H202V126H201ZM211 127H212V126H211ZM261 127H262V126H261ZM49 128H50V126L48 127V129H49ZM123 128H124V127H123ZM170 128H169V130L172 129V128H171V129H170ZM190 128H191V127H190ZM214 128H215V127H214ZM216 128H217V127H216ZM219 128H220V127H219ZM226 128H227V127H226ZM254 128H255V127H254ZM259 128H260V127H259ZM0 129H1V128H0ZM15 129H16V128H15ZM19 129H20V128H19ZM142 129H145V128L142 127ZM155 129H156V128H155ZM163 129H164V128H163ZM163 129H162V130H163ZM221 129H222V128H221ZM235 129H236V128H235ZM244 129H246V128H244ZM247 129H249V128H247ZM247 129H246V130H247ZM260 129H261V128H260ZM262 129H264V127H262ZM262 129H261V131H262ZM1 130H2V129H1ZM158 130L160 131V129H158ZM167 130H168V129H167ZM167 130H166V131H167ZM179 130H180V129H179ZM183 130H184V129H183ZM189 130H190V129H189ZM196 130H197V128H196ZM196 130H194V131H196ZM205 130H206V129H205ZM212 130H213V129H211V131H212ZM218 130H220V129H218ZM218 130H217V131H218ZM233 130H234V129H233ZM15 131H17V130H15ZM15 131H14V133H16ZM141 131H142V130H141ZM175 131L177 132V130H175ZM187 131H188V129H187ZM194 131H192V132H194ZM217 131H216V132H217ZM239 131H241V130H239ZM253 131H254V130H253ZM256 131H257V130H256ZM256 131H255V132H256ZM261 131H259V132L261 133ZM3 132L5 133V132H8V131H3ZM11 132H12V131H11ZM139 132H140V131H139ZM180 132H181V131H180ZM180 132H179V134H180ZM212 132H214V131H212ZM245 132L247 133L248 130L245 131ZM257 132H258V131H257ZM0 133H1V131H0ZM4 133H1V134H4ZM9 133H10V132H9ZM9 133H8V134H9ZM140 133H141V132H140ZM161 133H162V132H161ZM168 133H169V132H168ZM171 133H172V132H170L169 134H171ZM181 133H182V132H181ZM188 133H189V132H188ZM188 133H187V134H188ZM218 133H220V132H218ZM225 133H226V132H225ZM236 133H237V132H236ZM246 133H245V134H246ZM248 133H249V132H248ZM253 133H254V132H253ZM6 134H7V133H6ZM11 134L13 135V133H11ZM149 134H150V133H149ZM197 134H198V133H197ZM221 134H222V133H221ZM221 134H220V135H221ZM229 134H230V133H229ZM234 134H235V133H234ZM256 134H257V133H256ZM9 135H10V134H9ZM14 135H15V134H14ZM17 135H18V134H17ZM40 135H41V134H40ZM202 135L204 136V134H202ZM210 135H211V134H210ZM213 135H216V137L218 136L217 133H215V134H213ZM213 135H212V136H213ZM231 135H232V134H231ZM237 135H239V134L237 133ZM237 135H236V136H237ZM257 135H259V134H257ZM4 136H5V135H4ZM7 136H8V135H7ZM140 136H142V135H140ZM143 136H145V135H143ZM187 136H188V135H187ZM189 136H190V135H189ZM236 136H235V137H236ZM248 136H249V135H248ZM170 137H171V136H170ZM190 137H191V136H190ZM190 137H189V138H190ZM192 137H193V136H192ZM196 137H197V136H196ZM196 137H195V138H196ZM199 137H200V136H199ZM220 137H222V136H220ZM227 137H228V136H227ZM237 137H238V136H237ZM241 137H243V136H241ZM241 137H239V138H241ZM254 137H255V136H254ZM256 137H257V136H256ZM1 138H2V137H1ZM8 138H9V137H8ZM140 138H141V137H140ZM148 138H149V136H148ZM172 138H173V136H172ZM177 138H178V137H177ZM180 138H181V137H180ZM185 138H186V137H185ZM197 138H198V137H197ZM197 138H196V139H197ZM202 138H203V137H202ZM209 138H210V137H209ZM209 138H208V139H209ZM257 138H258V137H257ZM259 138H262V136L259 137ZM34 139H35V141H36V138H34ZM113 139H114V138H113ZM115 139H116V138H115ZM142 139H143V138H142ZM142 139H141V141H142ZM150 139H151V138H150ZM150 139H149V140H150ZM183 139H184V138H183ZM196 139H195V142H196L197 140H199V139H197V140H196ZM210 139H211V138H210ZM216 139H217V138H215V141H216ZM220 139H221V138H219V140H220ZM236 139H237V138H236ZM236 139H235V140H236ZM246 139H247V138H246ZM143 140H144V139H143ZM165 140H166V139H165ZM176 140H177V139H176ZM176 140H175V141H176ZM230 140H231V139H230ZM260 140H261V139H260ZM263 140H264V138H263ZM114 141H115V140H114ZM150 141H151V140H150ZM169 141H170V140H169ZM204 141H205V140H204ZM204 141H203V142H204ZM206 141H207V140H206ZM211 141H212V139H211ZM215 141L213 140V143H211V144H214ZM247 141H248V140H247ZM247 141H246V142H247ZM32 142H33V141H32ZM39 142H40V141H39ZM155 142H156V141H155ZM177 142H178V141H177ZM180 142H181V140L179 141V143H180ZM182 142H183V141H182ZM195 142H194V143H195ZM209 142H210V140H209ZM209 142H208L207 145L210 144ZM230 142H231V141H230ZM1 143H2V142H1ZM1 143H0V144H1ZM3 143H4V142H3ZM41 143H42V142H41ZM113 143H114V142H113ZM113 143H112V145H113ZM120 143H122V142H120ZM143 143H144V142H142V145H143ZM152 143H153V141H152ZM179 143H178V144H179ZM188 143H190V142H188ZM204 143H205V142H204ZM223 143H224V142H223ZM223 143H222V144H223ZM228 143H229V142H228ZM238 143H239V142L237 141L236 144H238ZM39 144H40V143H39ZM144 144H145V143H144ZM153 144H154V143H153ZM170 144H171V143H169V147H170ZM196 144L198 145V142H197ZM199 144H200V143H199ZM220 144H221V143H220ZM224 144H225V143H224ZM233 144H234V143H233ZM119 145H120V144H119ZM123 145L125 146V144H123ZM162 145H163V144H162ZM207 145H206V146H207ZM243 145H244V144H243ZM1 146H2V145H1ZM1 146H0V147H1ZM31 146H33V145H31ZM38 146H39V145H38ZM126 146H127V145H126ZM144 146H145V145H144ZM144 146H143V148H144ZM151 146H153V145H151ZM173 146H174V145H173ZM183 146H184V145H183ZM212 146H213V145H212ZM212 146L209 145V147H211V148H212ZM224 146H225V145H224ZM237 146H238V145H237ZM254 146H255V145H254ZM122 147H123V146H121V148H122ZM127 147H128V146H127ZM163 147H164V146H163ZM167 147H168V146H167ZM167 147H166V149H167ZM180 147H181V146H180ZM180 147H179V148H180ZM194 147H196V145H195ZM207 147H208V146H207ZM249 147H250V146H249ZM32 148H33V147H32ZM115 148H117V147H115ZM155 148H156V147H155ZM177 148H178V147H177ZM191 148H192V147H191ZM204 148H206V147H204ZM204 148H203V149H204ZM211 148H210V149H211ZM219 148H220V147H219ZM222 148H224V147H222ZM226 148H227V146H226ZM228 148H229V147H228ZM231 148H232V147L230 146V149H231ZM257 148H258V147H257ZM260 148H261V147H260ZM111 149H112V148H111ZM144 149H145V148H144ZM144 149H143V150H144ZM153 149H154V148H153ZM160 149H161V148H160ZM173 149H174V148H173ZM200 149H201V148H200ZM0 150H3V149H0ZM34 150H35V148H34ZM118 150H119V149H118ZM118 150L115 149L116 152H117ZM162 150H163V149H162ZM182 150H183V149H182ZM196 150H197V148H196ZM204 150H205V149H204ZM204 150H203V151H204ZM207 150H209V149H207ZM218 150H219V149H217L216 151H218ZM222 150H223V149H222ZM224 150H226V149L224 148ZM107 151H108V150H107ZM107 151H106V152H107ZM115 151H114V152H115ZM132 151H133V150H132ZM140 151H141V150H140ZM169 151H170V150H169ZM184 151H185V150H184ZM184 151H182V153H183ZM190 151H191V150H190ZM190 151H189V152H190ZM194 151H195V150H194ZM199 151H200V150H199ZM30 152H31V151H30ZM133 152H134V151H133ZM138 152H139V151H138ZM142 152H143V151H142ZM142 152H140V154H141ZM157 152H158V150H157ZM175 152H176V151H175ZM191 152H192V151H191ZM200 152H201V151H200ZM31 153H32V152H31ZM198 153H199V152H198ZM218 153H220V152H218ZM237 153H238V152H237ZM237 153H236V154H237ZM109 154H110V153H108V155H109ZM135 154H136V153H135ZM142 154H143V153H142ZM173 154H174V153H173ZM180 154H181V152H180ZM193 154H194V153H193ZM195 154H196V153H195ZM207 154H208V153H207ZM216 154H217V153H216ZM216 154H215V155H216ZM221 154H222V152H221ZM225 154H228V152H227V153H224V154H222V155H224V156L226 157ZM27 155H28V152H27ZM117 155H118V153H117ZM119 155H120V154H119ZM200 155H202V154H200ZM215 155H213V156H215ZM23 156H24V155H23ZM25 156H26V155H25ZM137 156H138V155H137ZM158 156H159V154L157 153V155L154 156V157L157 158ZM161 156H162V155H161ZM163 156H164V155H163ZM179 156H180V155H179ZM183 156H184V155H183ZM188 156H189V155H188ZM209 156H210V154H209ZM209 156H208V157H209ZM216 156H217V155H216ZM219 156H220V155H219ZM224 156H223V158H224ZM145 157H146V156H145ZM145 157L142 158V162H143V163H144V159H145ZM175 157H176V155H175ZM181 157H182V156H181ZM200 157H201V156H200ZM202 157H203V156H202ZM211 157H212V156H211ZM217 157H218V156H217ZM217 157H216V158L214 157V159L217 160ZM263 157H264V156H263ZM66 158H67V157H66ZM113 158H114V157H113ZM116 158H117V156H116ZM134 158H136V157H134ZM149 158H151V157H149ZM159 158H160V157H159ZM164 158H165V156H164ZM164 158H162L163 161H164ZM178 158H179V161H180V157H178ZM182 158H184V157H182ZM185 158H186V157H185ZM212 158H213V157H212ZM219 158H221V156H220ZM138 159H139V158H138ZM147 159H148V158H147ZM162 159H161V160H162ZM21 160H22V159H21ZM26 160H27V159H26ZM139 160H140V159H139ZM184 160H185V159H184ZM191 160L193 161V159H191ZM216 160H215V162H216ZM218 160H219V159H218ZM221 160H222V159H221ZM232 160H233V159H232ZM232 160H231V161H232ZM63 161H64V160H63ZM145 161H146V159H145ZM148 161H149V160H148ZM163 161H162V163H163ZM177 161H178V159H177ZM195 161H196V160H195ZM201 161H202V160H201ZM201 161H200V162H201ZM16 162H18V161H16ZM65 162H66V161H65ZM105 162H106V161H105ZM137 162H138V161H137ZM142 162H141V164H143ZM184 162H186V160H185ZM213 162H214V161H213ZM18 163H19V162H18ZM26 163H27V162H26ZM106 163H107V162H106ZM106 163H105V164H106ZM110 163L112 164V161H111ZM138 163H140V161H139ZM149 163H150V162H149ZM187 163H188V162H187ZM210 163H212V162H210ZM210 163H209V164H210ZM217 163H218V161H217ZM21 164H22V163H21ZM91 164H92V162H91ZM130 164H131V163H130ZM144 164H145V163H144ZM144 164H143V165H144ZM177 164H178V163H177ZM192 164H193V163H192ZM192 164H191V165H192ZM196 164H197V163H196ZM212 164H213V163H212ZM23 165H24V164H23ZM65 165H66V164H65ZM117 165H119V164H117ZM134 165H136V162H135ZM138 165L141 166L140 164H138ZM138 165H137V166H138ZM143 165H142V166H143ZM178 165H179V164H178ZM185 165H186V164H185ZM194 165H195V164H193V166H194ZM205 165H206V164H205ZM13 166H14V165H13ZM19 166H20V165H19ZM21 166H22V165H21ZM108 166H109V164H108ZM120 166H121V165H120ZM132 166H133V165H132ZM137 166H134V167H136V168L138 169L139 166H138V167H137ZM149 166H150V165H149ZM181 166L183 167V172H185V171H186L185 169H186L187 167H186V166H183V165H181ZM181 166H180V168H181ZM196 166H197V165H196ZM201 166H202V164H201ZM210 166H211V168H213L212 165H210ZM221 166H222V165H221ZM221 166L219 165L218 167L220 168ZM24 167H25V166H24ZM127 167H129V166H127ZM134 167H133V168H134ZM146 167H147V166H146ZM150 167H151V166H150ZM184 167H186V168L184 169ZM191 167H192V166H191ZM202 167H203V166H202ZM202 167H200V168H202ZM252 167H253V166H252ZM16 168H17V170H18V168H21V167H16ZM26 168H27V167H26ZM30 168H31V167H30ZM107 168H109V167H107ZM107 168H105V169H107ZM114 168H115V167H114ZM117 168H119V166H118ZM133 168H132V170H133ZM139 168H140V167H139ZM144 168H145V166H144ZM175 168H176V167H175ZM221 168H222V167H221ZM82 169H83V168H82ZM105 169H104V170H105ZM120 169H121V168H120ZM124 169H125V168H124ZM126 169H127V168H126ZM130 169H131V168H130ZM134 169H135V168H134ZM141 169H142V168H141ZM147 169H148V168H147ZM149 169H150V168H149ZM188 169H190V167H189ZM213 169H214V168H213ZM13 170H14V167H13ZM17 170H15V171H17ZM23 170H24V169H23ZM72 170H73V169H72ZM76 170H77V169H76ZM104 170H103V171H104ZM143 170H144V169H143ZM184 170H185V171H184ZM199 170H200V169H199ZM199 170H198V173H199ZM207 170L214 171V170H211V169H207ZM215 170H216V169H215ZM220 170H221V169H220ZM18 171H19V170H18ZM106 171H107V170H106ZM106 171H105V172H106ZM117 171H118V170H117ZM117 171H116V172L113 171V173H115V176H116ZM122 171H123V170H122ZM129 171H130V170H129ZM133 171L135 172V170H133ZM136 171H140V172H141V170H139V169L136 170ZM147 171H148V170H147ZM150 171H151V170H150ZM163 171H164V170H163ZM187 171H188V170H187ZM189 171H190V172H189V173H190V176H188L189 173L187 172L188 175L185 174V177H186V175H187V177H190V178H189V182L187 181V182L189 183V184L187 183L188 186H189V187L187 188V191H188L189 196H190V198H191V199L188 198V199H190V204H189V205H190V208H189V207H188V208L184 207L182 210H180V211H179V215H180V217H179V221L177 220L178 223H176L177 221H175L176 224H175V225H174L173 223H172V224H173L174 226H176V225L178 224L177 226L180 227V228H182V229H183V228H184V229L186 228V229L188 230V228H189V230L192 229L193 231H194L196 228H197L198 230H199V228H200L199 231H200L202 234L200 235V237H199L197 240L195 239L196 241L194 242V244H192V245L190 246V249H188V250H189V256H188V258L185 259L184 264H220V263H221V264H264V253L259 252V250L257 249V242H256L255 240L250 239V238H252L253 236L249 238L248 236L245 235V234H246L245 232H244L245 234H243V235H241V236H239V234H238V231H244L243 218H242V217H243L242 211H245V209H246L245 207H243L244 204H243V205H242V204H241V205H238V206H239V209L236 207V208H237V209H236L237 211H235L234 213H233V212H229V216H228V219H227V223H226V227H225V228H221V229L218 228V229H216V231H214L213 233H211V230H210V228H209V224H208V222L206 221V215H205V212H204L203 205H201V204H202V203H201V200H202V193H201V189H200V187L203 186V185H200V183L198 182V181H200V180L198 179V178L200 177V175H198V178H197L198 181H197V179L195 178L196 176H195V177H194V175L191 176V174H193V173H191V172H192L191 169H190ZM195 171H196V170H195ZM200 171H201V170H200ZM256 171H257V170H256ZM1 172H2V171H1ZM11 172H12V171H11ZM65 172H66V171H65ZM74 172H75V171H74ZM108 172H109V171H108ZM110 172H111V170H110ZM120 172H121V171H120ZM120 172H118L119 175H120ZM124 172H125V171H124ZM124 172H123V174H124ZM126 172H127V170H126ZM134 172H133V173H134ZM140 172H139V173H140ZM145 172H146V170H145ZM145 172H144V173H145ZM148 172H149V171H148ZM196 172H197V171H196ZM205 172H207V171H205ZM205 172H204V173H205ZM12 173H13V172H12ZM15 173H16V172H15ZM91 173H92V172H91ZM136 173H138V172H136ZM136 173H135V174H136ZM142 173H143V172H142ZM157 173H158V172H156V175H157ZM159 173H161V172H159ZM260 173H261V172H260ZM6 174H7V173H6ZM72 174H73V172H72ZM95 174H96V173H95ZM105 174H106V173H105ZM126 174H127V173H126ZM128 174H129V173H128ZM148 174H149V173H148ZM150 174H151V173H150ZM202 174H203V172H202ZM109 175H110V174H109ZM117 175H118V174H117ZM130 175L132 176V173H131V172H130ZM136 175H137V174H136ZM136 175H134L133 177H135V178L137 179V176H136ZM139 175H140V174H139ZM156 175H154V176H156ZM170 175H171V174H170ZM207 175H209V174H207ZM263 175H264V174H263ZM70 176H71V175H70ZM90 176H91V175H90ZM127 176H128V175H127ZM127 176H126V177H127ZM143 176H144V174H143ZM149 176H151V175H149ZM149 176H148V177H149ZM173 176H174V175H173ZM175 176H176V175H175ZM204 176H205V175H204ZM253 176H254V175H253ZM108 177H109V176H108ZM108 177H107V178H108ZM111 177H112V176H111ZM113 177H114V175H113ZM120 177H121V176H120ZM129 177H130V176H129ZM146 177H147V175H145V178H146ZM151 177H153V176H151ZM185 177H183V178H185ZM187 177H186V179H188ZM206 177H207V176H206ZM243 177H244V176H243ZM84 178H85V177H84ZM104 178H105V177H104ZM109 178H110V177H109ZM109 178H108V179H109ZM123 178H124V177H123ZM138 178H140V176H139ZM154 178H155V177H153L152 180H153ZM157 178H158V180H163V179H164L163 176H162L161 174L158 175ZM168 178H170V177L168 176ZM179 178H180V177H179ZM202 178H203V176H202ZM246 178H249V177H246ZM7 179H8V178H7ZM18 179H19V178H18ZM89 179H90V178H89ZM121 179H122V178H121ZM128 179H129V178H128ZM257 179H258V178H257ZM262 179H263V178H262ZM16 180H17V178H16ZM16 180H14V181L12 180L13 183H14ZM103 180H104V179H103ZM123 180H124V179H123ZM123 180H122V181H123ZM143 180H144V179H143ZM146 180H147V179H146ZM148 180H150V179H148ZM156 180H157V179H156ZM168 180H169V179H168ZM168 180H167V178H166V181H168ZM171 180H173V179L171 178ZM184 180H185V179H184ZM202 180H203V179H202ZM202 180H201V182H202ZM205 180H206V178H205ZM252 180H253V178H252ZM20 181H21V180H20ZM74 181H75V180H74ZM106 181H107V179H106ZM112 181H113V180H112ZM115 181H116V180H115ZM115 181H114V182H115ZM117 181H118V180H117ZM125 181H126V180H125ZM125 181H124V182H125ZM128 181H129V180H128ZM132 181H135V180H132ZM137 181H138V179H137ZM137 181H135V182H137ZM150 181H151V180H150ZM166 181H164V182H166ZM169 181H170V180H169ZM181 181H182V180H181ZM242 181H243V180H242ZM10 182H11V181H10ZM18 182H19V181H18ZM79 182H80V181H79ZM87 182H88V181H87ZM120 182H121V181H119L118 183H120ZM151 182H152V181H151ZM178 182H179V181H178ZM184 182H185V181H184ZM184 182H183V183H184ZM247 182H248V181H247ZM15 183H17V182H15ZM15 183H14V184H15ZM102 183H103V182H102ZM102 183H101V184H102ZM107 183H108V181L106 182V184H107ZM118 183H117V184H118ZM121 183H122V182H121ZM121 183H120V184H121ZM127 183H128V182H126V185H124V186H127V187H128L129 183H128V184H127ZM139 183H140V179H139ZM170 183H171V181H170ZM242 183H243V182H242ZM9 184H10V183H9ZM18 184H19V183H18ZM99 184H100V183H99ZM99 184H98V185H99ZM109 184H110V183H108L107 186H108ZM122 184H124V183H122ZM137 184H138V183H137ZM144 184H145V183H144ZM144 184H142V185H144ZM148 184H149V181H148ZM153 184H154V183H153ZM153 184H152L150 187H153ZM202 184H203V183H202ZM6 185L8 186V182H7ZM6 185H4V186L6 187ZM16 185H17V184H16ZM95 185L97 186V183H96ZM103 185H104V184H103ZM111 185L113 186L112 183H111ZM131 185H132V184H131ZM131 185H129V186H131ZM139 185H140V184H139ZM149 185H150V184H149ZM161 185H162V184H160V187H158V189L156 188V190L159 191L158 193H161V192L163 191V189L165 188V187L163 188ZM180 185H181V183H180ZM180 185H179V186H180ZM239 185H240V184H239ZM93 186H94V183H93ZM99 186H100V185H99ZM105 186H106V185H105ZM137 186H138V185H137ZM137 186H136V187H137ZM157 186H158V184H157ZM166 186H167V185H166ZM181 186H182V185H181ZM185 186H186V185H185ZM235 186H236V185H235ZM9 187H10V186H9ZM11 187H12V186H11ZM75 187H76V186H75ZM90 187H91V186H90ZM90 187H89V188H90ZM103 187H104V186H103ZM110 187H111V186H110ZM110 187H109V188H110ZM122 187H123V185H122ZM131 187H134V185L131 186ZM190 187H191V188H190ZM7 188H8V187H7ZM16 188H17V186H16ZM112 188H113V187H112ZM117 188H118V187H117ZM128 188H129V187H128ZM134 188H135V187H134ZM143 188H144V187H143ZM145 188H146V187H145ZM148 188H149V186H148ZM203 188H204V187H203ZM209 188H210V187H209ZM238 188H239V187H238ZM256 188H257V187H256ZM12 189H13V188H12ZM99 189H103V188L99 187ZM106 189L109 190L108 188H106ZM110 189H111V188H110ZM119 189H120V188H119ZM123 189H124V188H123ZM140 189L142 190V186H140ZM150 189H151V188H150ZM152 189H154V188H152ZM181 189H182V188H181ZM0 190H1V189H0ZM5 190H6V189H5ZM90 190H91V189H90ZM120 190H121V189H120ZM128 190H129V189H127V190L125 189V190H123V192H124V191L127 192ZM146 190H149V189H146ZM165 190H166V189H165ZM169 190H170V188L167 189V191H169ZM1 191H2V190H1ZM1 191H0V192H1ZM11 191H12V190H11ZM86 191L88 192V189H87ZM86 191H84V192H86ZM93 191H94V190H93ZM96 191H97V190H96ZM96 191H95V192H96ZM100 191H102V190H100ZM100 191H99V193H100ZM109 191H110V190H109ZM114 191H115V190H114ZM114 191H113V192H114ZM116 191H118V190H116ZM121 191H122V190H121ZM121 191H120V192H121ZM129 191H130V190H129ZM134 191H135V189H134ZM137 191L139 192V190H137ZM151 191H152V190H151ZM154 191H155V190H154ZM180 191H181V190H180ZM237 191H238V190H237ZM97 192H98V191H97ZM97 192H96L95 195H90V196H92V197H91V200H94V201L98 200V202H96V203H99V199L101 198V196H99V195L97 194ZM102 192H104V191H102ZM125 192H124V194H125ZM135 192H136V191H135ZM144 192H145V191H144ZM152 192H153V191H152ZM163 192H165V191H163ZM238 192L241 193L240 191H238ZM1 193H2V192H1ZM1 193H0V194H1ZM20 193H21V192H20ZM91 193H92V190H91ZM106 193H108V192L106 191ZM116 193H117V192L111 193V195H112V194H116ZM127 193H128V192H127ZM129 193H130V192H129ZM129 193H128V194H129ZM132 193H133L132 195H134V192H132ZM156 193H157V192H156ZM205 193H206V192H205ZM86 194H87V193H86ZM89 194H90V192H89ZM92 194H94V193H92ZM119 194H120V197H117V195H116V196L114 197V199H115V198H121V196H122L123 193H122V194L119 193ZM124 194H123V195H124ZM128 194H127V196H128ZM146 194H147V191H146V193H145L144 195H146ZM148 194H151V193H148ZM168 194H169V193H168ZM178 194H180V192H179ZM2 195H3V194H2ZM84 195H85V194H84ZM101 195H102V193H101ZM107 195H108V194H107ZM107 195H105V196H106V198L108 199L109 197H107ZM130 195H131V194H130ZM130 195H129V196H130ZM140 195L142 196V198L145 197V196L143 197L142 193H140ZM158 195H159V194H157V197L159 198ZM162 195H163V194H162ZM241 195H242V193L240 194V196H241ZM14 196H15V195H14ZM80 196H81V195H80ZM80 196H79V197L77 196V197L80 199ZM105 196H103V197H104V200H106ZM109 196H110V195H109ZM118 196H119V195H118ZM124 196H125V195H124ZM124 196H123V197H124ZM129 196H128V197H129ZM153 196H155V198H156L155 193H154L151 197H153ZM160 196H161V195H160ZM164 196H165V195H164ZM172 196H173V195H172ZM177 196H178V195H177ZM238 196H239V195H238ZM2 197H3V196H2ZM81 197H82V196H81ZM110 197L112 198V196H110ZM130 197H131V196H130ZM139 197H140V196H139V194H138V196H137L136 198L139 199ZM178 197H179V196H178ZM181 197H182V195H181ZM231 197H232V196H231ZM82 198H83V197H82ZM87 198H88V197H87ZM125 198H127V197H124V200H125ZM136 198H135V199H136ZM149 198H150V196H149ZM149 198H148V199H149ZM153 198H154V197H153ZM153 198H151V199H153ZM168 198H169V196H168ZM170 198H171V197H170ZM170 198H169V199H170ZM252 198H253V197H252ZM71 199H72V198H71ZM109 199H110V198H109ZM114 199H113V200H114ZM128 199H131V202L133 201V200H132V197H131V198H128ZM128 199H126V200L128 201ZM135 199H134V200H135ZM145 199H146V198H145ZM204 199H205V198H204ZM73 200H74V199H73ZM87 200H88V199H87ZM101 200H102V199H101ZM101 200H100V202H101ZM115 200H116V199H115ZM117 200H118V199H117ZM122 200H123V199H122ZM126 200H125V202H126ZM139 200H141V199H139ZM139 200L136 199V202L139 201ZM160 200H161V199H160ZM235 200H236V199H235ZM71 201H72V200H71ZM80 201H82V199H81ZM106 201H107V200H106ZM108 201H109V200H108ZM118 201H119V200H118ZM141 201H142V200H141ZM146 201H147V200H146ZM152 201H153V200H152ZM152 201H151V203H153ZM169 201L171 202L172 199L169 200ZM173 201H174V200H173ZM203 201H204V200H203ZM232 201H233V200H232ZM232 201H231V202H232ZM89 202H90V201H89ZM115 202H116V201H115ZM115 202H114V204H115ZM121 202H122V201H121ZM125 202H124V203H125ZM128 202H130V200H129ZM131 202H130V203H131ZM142 202H145V201L143 200ZM147 202H148V201H147ZM175 202L178 203L177 200H175ZM175 202H173L174 205L172 204L173 207H175ZM186 202H187V201H186ZM188 202H189V201H188ZM246 202H247V201H246ZM71 203H73V201H72ZM92 203H93V202H92ZM107 203H108V202H107ZM112 203H113V202H112ZM116 203H117V202H116ZM130 203H129V204H130ZM139 203H141V202H138L137 206L140 205ZM145 203H146V202H145ZM145 203H144V204H145ZM149 203H150V201H149ZM149 203H148V204H149ZM151 203H150V204H151ZM236 203H237V202H235V204H236ZM241 203H242V202H241ZM75 204H76V203H75ZM82 204H83V203H82ZM82 204H81V206H82ZM94 204H95V202L93 203V205H94ZM104 204H105V203H104ZM120 204H122V203H120ZM133 204H134V203H133ZM144 204H141V205L143 206ZM167 204H168V203H167ZM170 204H171V203H170ZM83 205H86V204H83ZM96 205H98V204H96ZM96 205H95V206H96ZM99 205H100V204H99ZM99 205H98V206H99ZM112 205H113V204H112ZM123 205H124V204H123ZM130 205H131V204H130ZM168 205H169V204H168ZM172 205H171V208H167V207H166L167 205H166V206H165V208H167L166 211H168V209H173V208H172ZM72 206H74V205L72 204L70 207H72ZM75 206H76V205H75ZM118 206H119V204H118ZM131 206H132V205H131ZM131 206H130V207H131ZM137 206H136V207H137ZM150 206H151V205H150ZM155 206H156V204H155ZM155 206H153V207H155ZM157 206H159V207L162 206V207H163V205H161V206H160V205H157ZM157 206H156V208H159V207H157ZM169 206H170V205H169ZM76 207H78V205H77ZM76 207H75V208H76ZM85 207H87V206H85ZM85 207L83 206L84 209H85ZM91 207H92V205H91ZM91 207H90V204H89V206H88L87 208H90V209H91ZM101 207H102V206H101ZM112 207H113V206H112ZM119 207H120V206H119ZM126 207H128L127 204H126ZM143 207H144V206H143ZM143 207H142V209H143ZM146 207H147V206H146ZM162 207H161L160 209H162ZM178 207H179V206H178ZM61 208H62V206H61ZM67 208H68V206H67ZM72 208H73V207H72ZM75 208H73V210H74ZM83 208H82V209H83ZM92 208H93V207H92ZM96 208H97V207H96ZM102 208H103V207H102ZM102 208H100V209H102ZM106 208H107V207H106ZM106 208H104V209H106ZM109 208H110L109 210H112V209H111V205L109 206ZM139 208H141V207L139 206ZM156 208H155V209H156ZM243 208H245V209L243 210ZM113 209H114V208H113ZM121 209H122V207H121ZM134 209H136V208L134 207ZM142 209H141V210H137V211H139L138 213H140V211H142ZM152 209H153V208H152ZM160 209H159L158 211H160ZM179 209H180V208H179ZM230 209H231V208H230ZM59 210H60V208H59ZM65 210H68V209H65ZM69 210H70V209H69ZM86 210H87V209H86ZM92 210H95V211H96L95 207H94V209H92ZM107 210H108V209H107ZM143 210H144V209H143ZM162 210H163V209H162ZM173 210H175V209H173ZM17 211H18V210H17ZM61 211H62V210H61ZM63 211H64V210H63ZM81 211L84 212V210H81ZM81 211H79V212H81ZM89 211H90V212H93V211H91V210H89ZM89 211L87 210V211H85L84 213H87V212H89ZM101 211H102V210H101ZM101 211H99V212H101ZM104 211H105V210H104ZM104 211H103V214H104ZM115 211H116V210H115ZM154 211H155V210H154ZM163 211H164V210H163ZM163 211H161V212H163ZM170 211H171V210H170ZM170 211H169V212H170ZM18 212H19V211H18ZM71 212H72V211H71ZM75 212H76V211H75ZM83 212H82V214H83ZM111 212H112V211H111ZM113 212H114V210H113ZM123 212L125 213L124 209H123ZM127 212L129 213V211H127ZM127 212H126V214H127ZM131 212H132V211H131ZM156 212H157V209H156ZM169 212H168V213H169ZM174 212H175V211H174ZM174 212H173V213H174ZM246 212H248V211H246ZM19 213H20V212H19ZM56 213H57V212H56ZM61 213H62V212H61ZM61 213H60V214H61ZM105 213L107 214V212H105ZM134 213H135V212H134ZM138 213H137L136 215H139ZM147 213H148V211H147ZM164 213H165V212H164ZM168 213H167V214H164V215H166V217L164 216V218H167V216L169 215ZM217 213H218V211H216V212L214 213V215H212V217H213L212 220L216 217L215 214H217ZM60 214H59V215H60ZM69 214H70V213H69ZM82 214H81V215H82ZM88 214H89V213H88ZM98 214H99V213H98V211H97V214H96V215L98 216ZM109 214H110V213H109ZM119 214H120V212H119ZM122 214H123V213H122ZM122 214H121V215H122ZM152 214H155V212L152 213ZM156 214H157V216H160V218H163V217H162V215H163L162 213H158V212H157ZM156 214H155V215H156ZM160 214H162V215H160ZM177 214H178V213H177ZM14 215H15V214H14ZM29 215H30V218H32V217H31V213H30ZM29 215H28V216H29ZM66 215H67V214H66ZM76 215H77V214H76ZM79 215H80V214H79ZM86 215H87V214H86ZM96 215H95V212H94V215H93V216H96ZM99 215H100V214H99ZM124 215H125V214H124ZM124 215H122L121 217H123V219H126V218H124ZM136 215H135V219H134V221H136V220L138 219V218H136V217H137ZM141 215H143V214H141ZM145 215H146V214H145ZM149 215H151V214H149ZM15 216H16V215H15ZM32 216H33V215H32ZM60 216H61V215H60ZM63 216H65V215H63ZM83 216H84V215H83ZM83 216L80 217V218H83ZM106 216H107V215H106ZM106 216L103 217V218H106ZM12 217H13V216H12ZM70 217H71V216H70ZM72 217H73V216H72ZM75 217H77V216H75V214H74V218H75ZM78 217H79V216H78ZM78 217H77V218H78ZM89 217H91V216H89ZM89 217H88V218H85V219H89ZM99 217H100V216H99ZM113 217H114V216H113ZM118 217H119V216H118ZM118 217H117V218H118ZM138 217H140V216H138ZM142 217H143V216H142ZM153 217H154V216H153ZM153 217H152V218H153ZM171 217H172V216H171ZM16 218H17V217H16ZM66 218H67V217H66ZM93 218H94V217H93ZM93 218L91 217V222L93 221V220H92ZM107 218H109V216H108ZM107 218H106V219H107ZM117 218H114V219H117ZM146 218H147V216H146ZM152 218H151V219H152ZM154 218H155V217H154ZM154 218H153V220H154ZM160 218H159V219H160ZM172 218H173V217H172ZM50 219H51V218H50ZM59 219H60V218H59ZM64 219H65V218H64ZM67 219H68V218H67ZM70 219H71V218H70ZM75 219H76V218H75ZM75 219H74V220H75ZM97 219H98V218H97ZM118 219H119V218H118ZM121 219H122V218H121ZM168 219H169V217H168L166 220H168ZM40 220H41V219H40ZM55 220H56V219H55ZM71 220H73V218H72ZM71 220H70V221H71ZM78 220H79V219H78ZM78 220H77V221H78ZM80 220H81V219H80ZM80 220H79V221H80ZM94 220H95V219H94ZM98 220H99V219H98ZM110 220H111V218H110ZM110 220H109V221H110ZM129 220H130V219H129ZM132 220H133V219H132ZM160 220H161V219H160ZM160 220H158V222H159ZM250 220H251V219H250ZM67 221H68V220H67ZM70 221H69V223H70ZM77 221H76V223H77ZM81 221H83V220H81ZM81 221H80V222H81ZM85 221H86V220H85ZM85 221H84V222H85ZM95 221H96V220H95ZM102 221H103V220H102ZM117 221H118V220H117ZM149 221H151V220L149 219ZM149 221H148V222H149ZM252 221H253V220H252ZM63 222H65V221H63ZM80 222L78 223L79 226H80ZM93 222H94V221H93ZM105 222H106V221H105ZM112 222H113V221H112ZM132 222H133V221H132ZM144 222H145V221H144ZM148 222H147V223H148ZM151 222H152V221H151ZM153 222H154V221H153ZM167 222H168V221H167ZM66 223H67V222H66ZM71 223H72V221H71ZM71 223H70V224H71ZM73 223H74V222H73ZM73 223H72V224H73ZM76 223H74V224H76ZM82 223H83V222H82ZM85 223H86V222H85ZM85 223H84V224H85ZM98 223H99V221H98ZM145 223H146V222H145ZM154 223L156 224V222H154ZM72 224H71V227H72ZM104 224H105V223H104ZM104 224H103V225H104ZM109 224H110V223H109ZM116 224H117V223H116ZM121 224H124V220H123V223H121ZM133 224H134V223H133ZM137 224H138V223H137ZM137 224H136V222H135V225H137ZM32 225H33V224H32ZM32 225H31V226H32ZM68 225H69V224H68ZM88 225H91V224H88ZM103 225H102V226H103ZM107 225H108V223H107ZM143 225H144V224H143ZM150 225H151V227H153V226H152L153 224H150ZM150 225H149V226H150ZM173 225H172V227H173ZM255 225H256V224H255ZM34 226H35V225H34ZM34 226H33V227H34ZM62 226H63V225H62ZM69 226H70V225H69ZM73 226H74L73 228H75V226H77V224H76V225H73ZM79 226H78V227H79ZM81 226H82V225H81ZM115 226H116V225H115ZM133 226H134V225H133ZM145 226L147 227V225H145ZM149 226H148L147 228H149ZM159 226H160V225H158V227H159ZM24 227L26 228V226H24ZM33 227H30V226H29V229L31 228V231H32V228H33ZM105 227H106V226H105ZM108 227H109V225L107 226V228H108ZM154 227H155V226H154ZM221 227H222V226H221ZM258 227H259V226H258ZM17 228H19V227H17ZM20 228H21V227H20ZM20 228H19V229H20ZM25 228L22 229V231L25 230ZM34 228H35V227H34ZM64 228H65V227H64ZM81 228H83V226H82ZM84 228H85V227H84ZM89 228H90V227H89ZM89 228H86V229H89ZM110 228H112V227L110 226ZM110 228H109V230H110ZM114 228H115V227H114ZM133 228H134V227H133ZM136 228H137V226H136ZM136 228H135L134 230L139 229V228H137V229H136ZM169 228H170V227H169ZM169 228H167V229H169ZM256 228H257V227H256ZM79 229H80V228H79ZM126 229H127L126 231L124 230L125 233H127V232L129 231V227H127ZM140 229H141V228H140ZM154 229H156V228H154ZM159 229H161V228H159ZM197 229H196L195 231H197ZM254 229H255V228H254ZM45 230H46V229H45ZM62 230H63V229H62ZM82 230H83V229H82ZM109 230H108V231H109ZM119 230H120V228H119ZM148 230H149V229H148ZM173 230H174V229H173ZM173 230H172V232H173ZM178 230L180 231L179 228H178ZM178 230H177V232H179ZM187 230H186V231H187ZM201 230H202V231H201ZM20 231H21V230H20ZM25 231H27V229H26ZM33 231H34V229H33ZM46 231H48V230H46ZM86 231H87V230H86ZM106 231H107V230H106ZM108 231H107V232H108ZM142 231H144V230H142ZM161 231H162V230H161ZM168 231H169V230H168ZM186 231H185V232H186ZM256 231H258V230H256ZM35 232H36V231H35ZM35 232H34V233H35ZM37 232H38V231H37ZM148 232H149V231H148ZM157 232H158V231H157ZM166 232H167V231H166ZM170 232H171V231H170ZM175 232H176V230H175ZM11 233H12V232H11ZM14 233H15V230H14ZM19 233H20V232H19ZM23 233H24V232H23ZM31 233H33V232H31ZM89 233H91V232L89 231ZM102 233H104V232H102ZM105 233H106V232H105ZM128 233H129V232H128ZM153 233H154V232H153ZM159 233H161V232H159ZM173 233H174V232H173ZM180 233H181V231H180ZM186 233H190V234H192V231H191V232H186ZM194 233H195V232H193L192 237H193V236H196V235H194ZM196 233H197V232H196ZM12 234H13V233H12ZM21 234H22V233H21ZM35 234H36V233H35ZM37 234H40V233L38 232ZM99 234H100V233H99ZM111 234H112V232H111ZM114 234L117 235L116 232H115ZM114 234H113V235H114ZM123 234H124V232H123ZM148 234H149V233H148ZM148 234H147V235H148ZM167 234H168V233H167ZM178 234H179V233H178ZM15 235H16V234H15ZM22 235H23V234H22ZM24 235H25V234H24ZM27 235H28V237H29V233H28ZM57 235H58V234H57ZM88 235H89V234H88ZM92 235H93V234H92ZM105 235L107 236V234H105ZM105 235H104V237H105ZM113 235H112V236H113ZM115 235H114V236H115ZM119 235H121V234H119ZM119 235H118L117 237H119ZM156 235H157V234H156ZM162 235H164V234H162ZM172 235H173V234H172ZM172 235H171V236H172ZM10 236H11V235H10ZM17 236H19V235H17ZM17 236H16V237H17ZM35 236H36V235H35ZM35 236L33 235V237L30 236L29 238H31V239L33 238V239H34ZM37 236H38V235H37ZM37 236H36V237H37ZM39 236H41V235H39ZM55 236H56V235H55ZM90 236H91V235H90ZM90 236H89L88 238H90ZM94 236H96V235H94ZM121 236H124V235H121ZM126 236H127V235H126ZM149 236H150V235H149ZM149 236H148V237H149ZM151 236H152V235H151ZM166 236H167V235H166ZM166 236H165V238H166ZM187 236H188V234H187ZM13 237H15V236H13ZM16 237H15V238H16ZM19 237H20V236H19ZM21 237H22V236H21ZM24 237H25V236H24ZM43 237H44V234H43ZM98 237H99V236H98ZM143 237H144V236H143ZM148 237H147V238H148ZM157 237H159V236H157ZM168 237L170 238V236H167V238H168ZM184 237H185V235H184ZM184 237H182V239H183ZM38 238H39V237H37V239H38ZM40 238H41V237H40ZM44 238L46 239V236H45ZM51 238H52V237H51ZM55 238H57V237H55ZM94 238H95V237H94ZM100 238H101V236H100ZM107 238L109 239V238H110V235H109ZM114 238H116V237H114ZM114 238H113V239H114ZM125 238H126V237H125ZM160 238H161V237H160ZM165 238L163 237V239H165ZM174 238H175V236H174ZM227 238H229V239L231 238V242H230L231 244H230V245H229V244L227 243V241H226ZM11 239H12V238H11ZM17 239H18V238H17ZM20 239L22 240V238H20ZM26 239H27V236H26ZM37 239H36V240H37ZM41 239H42V238H41ZM41 239H40V240H41ZM102 239H103V238H102ZM110 239L113 240L112 237H111ZM117 239L119 240V238H117ZM141 239H142V238H141ZM145 239H146V237H145ZM148 239H149V238H148ZM161 239H162V238H161ZM163 239H162V240H163ZM170 239L172 240L173 238H170ZM170 239H169V240H170ZM177 239H178V238H177ZM177 239H176V240H177ZM208 239H209V240H208ZM13 240H14V239H13ZM13 240H12V241H13ZM23 240H24V239H23ZM40 240H37V241L39 242ZM90 240H91V238H90ZM98 240H99V239H98ZM103 240H105V239H103ZM103 240H101V242H103ZM111 240H110V241L108 240V242H112ZM150 240H151V239H150ZM153 240H154V239H153ZM155 240H160V239H155ZM165 240H166V239H165ZM171 240H170V241H171ZM176 240H175V241H176ZM27 241H28V240H27ZM37 241H36V243H37ZM41 241H42V240H41ZM95 241H96V239H95ZM119 241L122 242V241H125V239L123 240L122 237H121V240H119ZM119 241H116L115 243L119 244V243H118ZM141 241H142V240H141ZM151 241H152V240H151ZM175 241L173 240V241H172V244H173V242H175ZM182 241H184V240H182ZM182 241H181V239H180V241H178V242H182ZM192 241H193V239H192ZM260 241H261V240H260ZM4 242H5V241H4ZM4 242H3V243H4ZM6 242H7V241H6ZM13 242H15V240H14ZM22 242H23V241H22ZM24 242H26V241L24 240ZM24 242H23V243H24ZM28 242H32V241H30V239H29ZM65 242H66V241H65ZM96 242L99 243L100 240H99V242H98V241H96ZM96 242H95V243H96ZM121 242H120V243H121ZM133 242H134L135 245L137 244V246H138V243H135V241H133ZM139 242H140V241H139ZM144 242L149 244L150 241H148V242L144 241ZM144 242H143V244H144ZM155 242H157V241H155ZM162 242H163V241H162ZM185 242H186V240H185ZM185 242H183V244H182V245H184V247H185ZM189 242H190V240H189ZM217 242L220 243V245H219L220 248H221V247H222V248H226V250H227V252L224 250V253H226V256L223 255L224 258H222V260L219 259V258H217V257H218V255H217L218 251H217L216 249L219 248L217 245H215V244H217ZM17 243H18V241L16 242V244H17ZM33 243H35V242H33ZM39 243H40V242H39ZM39 243H38V244H39ZM76 243H77V241H76ZM86 243H87V242H86ZM92 243H94L93 240H92V242H91L90 244H92ZM95 243H94V244H95ZM150 243H151V242H150ZM153 243H154V242H153ZM158 243H160V242H158ZM158 243H157V244H158ZM175 243H176V242H175ZM8 244H9V243H8ZM8 244H7V245H8ZM14 244H15V243H14ZM25 244H27V243H24V245H25ZM30 244L32 245V243H30ZM30 244H29V245H30ZM38 244H37V245H38ZM94 244H92V245H94ZM117 244H116V245H117ZM122 244H123V243H122ZM160 244H161V243H160ZM160 244H159V246H161ZM172 244H171V245H172ZM177 244L179 245L180 243H177ZM0 245H2V244H0ZM10 245H11V242H10ZM31 245H30V246H31ZM43 245H45V244H43ZM63 245H64V244H63ZM63 245H62V247H64ZM92 245H91V247H92ZM109 245H110V243H109L107 246H109ZM135 245H134V246H135ZM149 245H150V244H149ZM154 245H156V243L153 244L152 247H154ZM173 245H174V244H173ZM178 245H177V246H178ZM14 246L16 247V245H14ZM14 246H13V247H14ZM19 246H20V245H19ZM22 246H23V244H22ZM22 246H21V247H22ZM25 246H27V245H25ZM30 246H29V248H30ZM39 246H40V245H39ZM45 246H47V245H45ZM100 246H101V245H100ZM103 246H104V245H103ZM107 246H106V247H107ZM119 246H121V245H119ZM119 246H118V247H119ZM137 246H136V247H137ZM177 246H176V247H177ZM0 247H1V246H0ZM35 247H36V246H35ZM72 247H73V246H72ZM74 247H76V244L74 245ZM87 247H88V246H87ZM91 247H90V248H91ZM97 247H98V246H97ZM115 247H117V246H115ZM130 247H131V245H130ZM148 247H149V246H148ZM152 247H151V248H152ZM156 247H157V245L155 246V248H156ZM176 247H175V249H176ZM180 247H181V246H180ZM188 247H189V245H188ZM234 247H235V248H236V247H239V248H240V250L238 251V253H234V252L232 251V249H233ZM19 248H20V247H19ZM23 248H24V247H23ZM25 248H26V247H25ZM27 248H28V247H27ZM33 248H34V246H33L32 249H30V250L32 251ZM36 248H37V247H36ZM45 248H46V247H45ZM98 248H99V247H98ZM102 248H103V247H102ZM102 248H101V249H102ZM107 248H108V247H107ZM113 248H114V247H113ZM128 248H129V247H128ZM139 248H140V247H139ZM142 248H145V247H142ZM142 248H140V249L142 250ZM173 248H174V247H173ZM181 248H183V246H182ZM11 249L13 250V248H11ZM34 249H35V248H34ZM38 249H39V247H38ZM91 249H92V248H91ZM91 249H90L89 251H91ZM108 249H109V248H108ZM108 249H107V250H108ZM117 249H118V248H116V250H113V251L116 252ZM136 249H138V247H137ZM153 249H154V248H153ZM164 249H165V248H164ZM177 249H178V250L180 249L179 246L177 247ZM177 249H176V250H177ZM183 249H184V248H183ZM4 250H5V248H4ZM9 250H10V249H9ZM14 250H15V249H14ZM19 250H20V249L17 250L18 253L21 252V251L19 252ZM23 250H24V249H23ZM43 250H44V249H43ZM43 250L41 249V251L44 253ZM67 250H68V249H67ZM67 250H66V251H67ZM87 250H88V249H87ZM99 250H100V249H99ZM104 250H105V249H104ZM133 250H135V249H133ZM149 250H151V249H149ZM149 250H148V252L151 253ZM178 250H177V251H178ZM184 250H185V249H184ZM215 250H216L217 252H215ZM219 250H220V249H219ZM25 251H26V249H25ZM31 251H30V252H31ZM35 251H36V249H35ZM100 251H101V250H100ZM109 251H110V249H109ZM111 251H112V250H111ZM118 251H119V250H118ZM121 251H122V250H121ZM138 251H139V250H138ZM142 251H143V250H142ZM152 251H153V250H152ZM177 251H176V252H177ZM180 251H181V249H180ZM180 251H179V253H180ZM263 251H264V250H263ZM11 252H12V251H11ZM11 252H10V253H11ZM36 252H37V251H36ZM64 252H65V251H64ZM87 252H88V251H87ZM130 252H131V253H129V255H130V258H131V256H132V252H133V251H130ZM153 252H154V251H153ZM153 252H152V253H153ZM174 252H175V251H174ZM176 252H175V253H176ZM16 253H17V252H16ZM22 253H23V251H22L20 254L22 255ZM24 253H25V252H24ZM31 253H33V252H31ZM93 253H96L95 250H94ZM127 253H128V252H127ZM163 253H164V252H163ZM175 253H174V254H175ZM177 253H178V252H177ZM2 254H3V253H2ZM11 254H12V253H11ZM14 254H15V252H14ZM72 254H73V253H72ZM136 254H137V252H136ZM146 254H147V253H146ZM180 254H181V253H180ZM180 254H178V255L180 256ZM6 255H7V254H6ZM6 255H5V256H6ZM15 255H16V254H15ZM27 255H28V252H27ZM30 255H31V254H30ZM33 255H36V254H33ZM66 255H67V254H66ZM88 255H89V254H88ZM105 255H106V254H105ZM107 255H108V254H107ZM116 255H117V254H116ZM116 255H115V256H116ZM129 255H127V256L129 257ZM133 255H134V254H133ZM140 255H141V252H140ZM142 255H143V252H142ZM142 255H141V256H142ZM157 255H158V254H157ZM163 255H164V254H163ZM185 255H186V252H185ZM10 256H11V255L9 254V259H10ZM92 256H93V255H92ZM100 256H101V255H99V257H100ZM102 256H104V255H102ZM152 256H153V255H152ZM154 256H155V255H154ZM159 256H160V254H159ZM159 256H158V258H159ZM164 256H165V255H164ZM182 256H183V255H182ZM223 256H222V257H223ZM11 257H12V256H11ZM23 257L25 258L26 256L23 255ZM28 257H30V256H28ZM34 257H35V256H34ZM94 257H95V256H94ZM119 257H120V256H119ZM128 257L125 256L124 258H126V260H127ZM142 257H143V256H142ZM142 257H141V258H142ZM149 257H150V256H149ZM161 257H163V256L161 255ZM161 257H160V258H161ZM16 258H18V255H17ZM16 258H15V259H16ZM58 258H59V257H58ZM67 258H68V257H67ZM87 258H88V257H87ZM97 258H98V256H97ZM101 258H103V257H101ZM105 258H106V256H105ZM115 258H116V257H115ZM132 258H133V257H132ZM135 258H136V255H135ZM135 258H134V259H135ZM139 258H140V256H139ZM169 258H170V257H169ZM173 258H174V256H173ZM177 258H179V257L176 256V259H177ZM0 259H1V258H0ZM33 259H34V258H33ZM65 259H66V258H65ZM82 259H85V260H86V258H82ZM111 259H113V258H111ZM146 259H147V258H145V260H146ZM161 259H162V258H161ZM170 259H171V258H170ZM170 259H169V260H170ZM182 259H183V257H182ZM19 260H20V259H18V260L16 261V263L19 262ZM21 260H22V259H21ZM21 260H20V261H21ZM24 260H25V259H24ZM29 260H30V259H29ZM29 260L26 259V261H29ZM60 260H61V259H60ZM70 260H72V259H70ZM77 260H78V259H77ZM85 260H84V261H85ZM114 260H115V259H114ZM123 260H124V259H123ZM128 260H129V259H128ZM131 260H132V259H131ZM149 260H150V259H149ZM151 260H152V258H151ZM157 260H158V259H157ZM162 260H163V259H162ZM166 260H168V259H167V256H166ZM174 260H175V259H174ZM4 261H8V259H7V260H4ZM4 261H3V262H4ZM31 261H32V260H31ZM68 261H69V260H68ZM72 261H73V260H72ZM79 261H80V260H79ZM84 261H83V262H84ZM95 261H96V260H95ZM102 261H103V259H102ZM136 261H137V260H136ZM138 261H139V260H138ZM141 261H143V260H141ZM154 261H155V264H156V260H155V258H154ZM175 261H176V260H175ZM177 261H178V260H177ZM179 261H180V260H179ZM179 261H178V262H179ZM182 261H183V260H182ZM182 261H181V264H182ZM217 261H218V262H217ZM23 262H24V261H22V263H23ZM29 262H30V261H29ZM36 262H37V261H36ZM131 262H132V261H131ZM139 262H140V261H139ZM143 262H144V261H143ZM168 262H169V261H168ZM5 263H7V262H5ZM9 263L12 264V262H9ZM14 263H15V262H14ZM25 263L27 264L28 262H25ZM25 263H24V264H25ZM33 263H34V262H33ZM52 263H53V262H52ZM63 263L65 264V262H63ZM70 263L73 264V262H70ZM85 263H86V262H85ZM97 263H99V262H97ZM124 263H125V261H124ZM124 263H123V264H124ZM127 263H128V262H127ZM129 263H130V262H129ZM140 263H141V262H140ZM147 263H148V261H147ZM150 263H151V262H150ZM153 263H154V262H153ZM153 263H152V264H153ZM158 263H159V260H158ZM160 263L162 264V262H160ZM173 263H174V262H173ZM175 263H176V262H175ZM175 263H174V264H175ZM28 264H29V263H28ZM48 264H49V263H48ZM60 264H61V263H60ZM67 264H68V263H67ZM82 264H83V263H82ZM103 264H104V263H103ZM141 264H142V263H141ZM143 264H144V263H143ZM179 264H180V263H179Z\"/></svg>","mask_w":264,"mask_h":264}]
</instances>
